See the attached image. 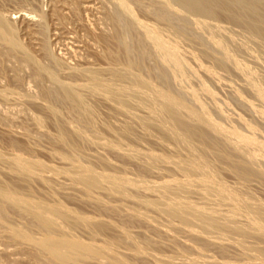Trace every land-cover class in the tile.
Wrapping results in <instances>:
<instances>
[{"label": "rangeland", "instance_id": "rangeland-1", "mask_svg": "<svg viewBox=\"0 0 264 264\" xmlns=\"http://www.w3.org/2000/svg\"><path fill=\"white\" fill-rule=\"evenodd\" d=\"M200 1H204V0H194V5L203 6L205 8L209 5V2H210L209 1L206 5V2L208 0H205L206 2L204 3L203 2L200 3ZM232 1H233L232 9H233L234 14L236 13L235 14L236 17L235 16L234 17L235 19H238L236 20V22L240 21V23L239 22L235 23L233 14L231 15V13H228L227 11H222L223 14L219 11L217 13V15L219 16H217L216 13L213 15L212 14L213 11H211L212 9L211 4L209 5V7L211 8V9L209 8L210 13L215 18L209 16L210 13L208 11V8H206V10L209 14H205V17L203 18L201 16H198L197 13L191 10L188 11L187 9L183 8L181 3L177 0H122V1L121 0H0V25L2 28H4V31H6L5 33L9 35L12 39V43H10L7 40H5L0 33V187L1 188L3 187V189L8 190L10 192L14 190L11 193L7 192L8 193L6 195L7 197L1 196L0 198V264H58L56 261H53V259L51 260V258H49V256H47L45 252L43 253V250L40 247H37L38 245L37 242H39L38 240H36L37 242L34 241L35 238L36 239L40 238L39 240H42L41 236L43 235V233L46 234L49 230V228L47 230L46 227L43 228L41 225L38 229L37 227V225L39 226V224H37L38 220L35 219V217H33L34 215L32 213H30V212L34 213L35 210H38L37 206L39 207L40 205H44V204H48V205L53 204L52 206L51 205L49 206L53 207L54 209L56 208V206L57 207L62 206L63 208H65V210H67L66 212H69V213L71 212L70 215L65 214L66 212L63 213L65 210L63 212H60V214H63V215L65 214L66 216L68 215L70 217H73L76 214L77 216H79L78 214L82 215V217L80 216L82 220L79 219L82 225L78 224L80 223L78 222V217H77V220H76V217H74L75 219L72 218V220H69L71 219L69 217L68 219L69 221H67L68 217L66 218V216L64 217L63 215H61L62 218H60L61 216H59V220L57 221L59 222L60 219H62L61 221L63 223V227L61 225V222L53 224V221H51L52 225L50 226L52 230H53L54 225H56L58 229L62 227V231L60 229L61 233L58 229L57 230L55 229L56 227H54V230L56 232L50 229L49 232L52 231V233L46 234V236L44 234L42 236L43 238L47 237L48 235L53 236V238H56L57 235L59 234L61 236L60 237L58 235L59 239H61L63 236V238H68L69 240H71L72 238L74 239V236L77 235L75 238L77 239L78 237L77 239L78 241L80 240V242H82L83 244L86 243L85 246H87L89 243H92L91 246H93L92 248L95 249L94 246L100 244V246H96V248L100 247L104 249L103 247L108 245V247L106 246L105 248L106 255L112 254L110 252H112L113 248L115 251V253L113 252V254H116V255L118 254V258H116L114 255H113L114 257L110 255L109 256L110 260H109V257L107 258L106 255L104 256L107 259L104 258L103 255H102L103 256L102 258L101 256L100 258H97L95 256L94 257L92 256L90 258L89 255H88L89 257L85 255L84 258L83 256L81 257L83 259H81L80 257L79 259L77 257L78 259L77 258L76 260L74 259L73 260L74 262L72 263L70 262L71 264H118L117 260L123 261L124 264L125 263L127 264V262H129L128 264H155V262H158L157 264L159 263L162 264V261H164V259L166 261L168 257L170 260L168 259V261L165 262L166 264H172V263L175 264V262H180L181 264L182 263L191 264V261H190L191 257L192 259H194V261L198 260L197 264L199 263L201 264H221V263L228 264V262L229 264H259V262L261 261H262L261 263L264 264V259L261 257L262 256L261 255L262 245L264 247V244H263L264 243V238H263L264 233H261V231L264 228V225L260 226L261 228L263 227L262 229L258 225H256V224H262L264 221L261 222L258 218V214H255L257 210L260 212V210L264 208V204H263L264 203L263 202L264 201V178L261 177L264 174V171H263L264 170V32H263L264 26L262 27V25H259V27L257 28L259 31L255 29L250 30V25H252L250 21H253V19H256L255 17L260 16L256 20H259V19L264 20V6H262V4H264V1L263 0H258L260 2H258L257 0H249V2L247 0H242V1L232 0ZM244 1H246V3ZM243 4H245V6H247L248 4L249 7L248 6L245 7ZM256 5L257 7L258 5H260V8L263 7L261 11H259L260 10L259 7H258L259 8L258 11H257L258 8H256L255 12H257V14L254 12V9H253L256 7ZM252 6H255V7L252 8ZM250 7L252 8L251 12L250 11L243 12L245 8L248 9ZM125 9L126 11H124ZM224 16L226 19L224 18ZM131 26L133 27V29L131 28ZM5 27L8 29V32ZM246 28H248V30ZM171 30L173 33L171 32ZM254 31L260 32V34H258L257 32L255 33ZM233 35L235 37H232ZM152 36L153 37L155 36L156 41L159 37L157 43L155 42V39ZM122 39H124V42ZM159 41H162V42H159ZM154 43H156V45H154ZM164 45L165 47H167V49L165 50L162 49V48H165V47H162ZM126 46H128L129 48ZM159 48L161 50H159ZM163 51H165V54L163 53ZM172 52L174 55L172 54ZM127 53L130 54L132 60L134 59L133 61L135 62V64H130V62H128L129 54ZM207 53H209V55ZM164 55H167V56L170 55V57L167 58V56L165 57ZM171 55L173 57H171ZM215 61H217L218 63L219 62L221 63L218 64ZM127 62H128V65L126 66ZM168 62H170L169 63L170 66ZM137 64L140 68L137 66ZM131 65L133 68L131 67ZM134 65L138 68H136ZM125 66L127 67L126 68L127 70L125 69ZM129 68H132V70ZM124 70L127 71L126 73L127 75H123V73H121V72H125ZM88 72H92V73L90 74ZM93 73L96 76V78L104 77L105 80L107 79V81H104V79L103 81H101L102 79L98 78V80L100 81L98 83L102 82L105 84V87L108 88L106 89V92L102 90L105 93L102 92L103 93L102 94L100 92L101 94H99L98 91L93 90L89 86V85L92 86V82H91V79L87 77V75L89 76V74L92 75ZM96 73L97 74L100 73V74L96 75ZM114 73L122 74L124 78L128 79V81H125L123 77H121L122 75L120 74L114 75ZM112 75H114V77H112ZM118 76L121 77L122 79H120ZM127 76L129 77L131 76V77L129 78ZM132 77H134L133 79H138L136 82L141 80L138 83L144 82L145 84H147L146 85L147 87H144L146 89L142 91H145L148 96L147 95L145 96V93L140 90L143 87H138V83H136L135 80L133 82V79H131ZM108 78L110 81H108ZM110 78L112 80L113 78H116V80L114 79V81H116L115 85H118L119 83L122 84L124 81L125 83L123 84L125 85L122 84L123 85L122 86L119 84L120 86H122L121 88L120 86H118L119 88L117 86L115 87V85L113 84V81ZM117 79H118V84H117ZM108 82L112 83L113 85L112 84L109 85ZM179 82L181 83V85ZM134 83L137 84V85L135 84L137 88H134L135 87ZM106 84H108L109 87H107L108 85L106 86ZM71 86H73L74 88ZM148 87L149 89H147ZM248 87L251 89H249ZM100 90H101V87H100ZM107 90H110L111 93L110 91L107 92ZM149 90L155 93H159V95L163 94L162 96L167 95L168 97L172 96L171 97L172 99H175V98L176 100L179 99V101H182L183 103L182 106H184V103H185L186 107H189V108L186 109L184 106L186 112H184L185 110L184 108H182L183 112L180 114L179 113L180 111H179L177 113V116L179 119L183 118L182 120L180 119V121H182L184 126L196 131V133L199 132L201 134L203 132L202 133V135L204 134L203 139L195 136L198 139V140L196 139L197 140L196 142V140L193 141L194 137L192 139L188 137L189 140H185L186 141L185 143V141L182 139L181 140L182 144H181L180 143L181 141L179 140L181 138L177 137L178 135L176 137L171 136V135H176L178 132H180V129H176V127L174 126L168 114L164 113L165 114L164 116V114L161 113L162 111L160 112L156 110V112L158 111V113L154 112L155 109H152V108H155V107L158 108L160 107V105L161 107L163 106L162 104H160L161 102L158 103L159 98H157L156 96L157 94ZM91 91L94 93L92 94ZM114 91H116L115 92L116 95L113 93ZM136 91L138 92L140 91V92L138 93ZM118 92L122 96L121 95L119 96V94L117 95ZM109 93L114 99L109 95ZM124 93L125 94L127 93L126 95L128 96L131 94L132 97L126 96L128 98L127 99L123 97L125 96ZM148 93H150L152 97L149 96ZM151 93H153L155 96L152 95ZM105 94L107 98L104 97ZM141 94L143 95L142 97L144 98V100L142 97H140ZM78 96L81 97V100H80L81 103H79V104H82L81 106H78L77 105L78 103L76 104V102L73 101L75 100L73 98H76L77 100ZM67 97H68V100H66ZM116 97H120V102H117L114 105L115 102H113V100L116 101L117 99H119ZM149 97L151 100L148 99ZM111 99L113 100L110 101ZM122 99H124L126 103ZM145 100L147 102L149 101L150 104L145 102ZM121 101L123 103H122V106L120 107ZM133 101H136V102L138 101L139 103L138 102L136 103ZM142 102H145L147 105H150V106L145 107L146 104ZM124 103L127 106L124 105ZM133 103L136 104L138 107L139 105H141L143 109L141 108V111H140V108L138 109L134 107V111L136 112L134 113L133 109H131L133 108V106H135ZM157 104H158V107H157ZM123 105L125 109L122 110L121 108H123ZM154 105L156 106L154 107ZM117 107L118 108L120 107V109L123 111L122 114L120 112L121 110L119 111ZM126 108H129L131 112L129 110H126ZM160 108L158 109L160 110ZM189 109H191L192 110L191 112L194 114L197 111L196 114L199 116L200 114L202 115V113L203 115L205 114L208 117L210 116L211 117L210 122L208 121V123L212 122L211 125L215 126L217 129H220L221 127V130L218 133H220V135L221 133L223 135L226 134L225 136H227V138L231 135L233 138L230 136L229 139L231 138L235 143L237 142V144L240 143L241 145L240 149L241 150L244 149L245 151L244 150L240 151L242 152L240 154L239 152H237L240 150L239 147L234 148L237 145H234L235 143L233 141L227 139L226 137H225L226 139H224L223 135L221 136L218 135L220 137L219 140L221 139V137H223L222 141L220 140V143H222V149L224 147L223 150L225 151L223 152V155H224L223 156L221 153V150H222L221 147H219L220 150L219 148L218 150L216 148L217 144H219L218 146H220V143H218L219 142L218 137L212 135L213 133L217 134L216 131L212 130V132L214 131L212 133L210 129H208L210 131V134H209L208 133L209 131L206 132L207 128L204 127L205 124L204 123L201 124L200 122L198 123V121L196 122V120H194L192 116H191L192 119L190 118V115L188 117L191 121L194 120L195 125L194 123L189 124L191 122L189 119H186L187 121L185 122L184 120L185 117L188 114H190ZM124 112H127V113L123 114ZM163 112H165L164 109H163ZM150 113H152L151 117H150L151 115ZM183 113L184 114L186 113V116L182 115ZM128 114L135 116L136 119L135 117L133 118V116H130ZM153 114L154 116L155 114L156 116H158L157 114H160V115L158 116V118L157 117L154 118ZM162 114L164 116V118H162L163 122L161 120ZM179 114L180 116L181 115L182 116L180 117ZM205 115L201 117L202 118L204 117L205 119H209ZM151 118L155 120L150 121ZM159 118L161 121L159 120ZM140 120L144 121L145 125L147 124L146 120L150 121L148 122V124L149 123H152V124H149V126L147 124L145 126L143 122L141 123ZM156 120H159L160 122ZM166 122H167V126L170 125V127L169 126L166 127L165 125H163ZM213 122L215 124H213ZM157 123H161V125ZM200 124L201 125L204 124V125L201 126ZM147 126L149 128L153 127L152 129H150L151 131L149 130ZM156 128L157 129L159 128L158 130L159 132L160 130L166 129L167 131L166 130L165 131L163 130L164 132L162 131L163 137L165 136L164 133L165 134L167 133L166 134V136L168 135L167 138L170 137L171 139L172 137L171 140L169 138L168 139L170 141L172 140L173 141L172 142H170L169 140L167 141L165 139L166 137H164V140H163L162 136L160 135L161 132L158 133ZM167 128H173L172 130L170 129V131L172 132L168 131L169 129ZM228 128L230 129L228 130ZM152 130H153V133H151ZM129 131H131V133H129ZM173 131H175L176 134H174ZM155 132L158 133V136H156L157 134ZM169 133H170V136H169ZM235 133L236 134L238 133V135H235L236 137L234 136ZM61 134L62 136H59ZM65 134L67 135L66 137L68 139L65 137ZM151 134H153V136L154 137L156 136V137L155 138L153 136L151 137ZM240 134L241 136L243 135L242 136L243 139L248 138L247 140H249V138H251L250 140L252 141L253 139L254 141L250 144H248L249 143L248 142L245 145L244 144L245 142L243 140L238 141L239 139H241ZM97 136L100 138H98ZM158 138L160 139L161 142L160 141L157 142ZM60 139L67 140L69 142L64 143V141ZM92 139L94 142L92 141ZM223 139L226 141L227 140L231 141L229 142L230 144L234 143L233 144L234 147L230 145L228 141L227 142L225 141V143H223L224 142ZM174 140L176 141V144H174L175 143ZM191 140L196 143L198 142L200 143L201 140L203 141L205 140L206 141L205 144L209 145L207 147H209L208 149H210L211 151L210 150L208 151V149H206L207 151L203 149L204 148L203 146L205 145L204 144L205 141L204 142L202 141L203 143L201 142L202 149L199 144L195 145L196 147L199 146L198 148H196V151L200 150L202 152L199 151L200 152L199 153L198 151L197 152L195 150L193 151V149L195 148L194 144L196 143L193 144ZM207 140L209 141L208 143H207ZM215 140L218 141L217 144ZM113 141L116 142L115 143L116 147L114 146ZM163 141H167V142L164 143ZM212 141H214V144H216V146L213 144ZM254 142L255 144L253 146ZM162 143H164V145ZM167 143L170 147L172 145L171 147L172 151L173 149H175V151L178 150L176 151V153L173 151L175 154H177L180 150L178 154L179 156L184 157L182 158L183 162L185 160L191 161L194 164L196 162V165H195L196 168L195 167L194 168L197 171L199 170L198 166L201 165L202 170H204V166L207 169L208 164L203 165V163H207V162L211 163L213 161L212 162L213 164L210 165L209 163V168L211 166L209 170L211 171L213 168H215L212 171L213 173H215L216 172L215 170L219 164V163L216 164V162L218 161L221 162L225 160L221 162L222 165L220 164L218 166L219 170L217 169V172L221 171L220 173L222 175H219V173L216 175L215 173L214 174L215 176L214 175L212 176L211 172L207 169L210 172L209 174L210 176L206 178H208V181L211 184H209L208 182L204 183V181L207 180L206 178L204 180V177H205L204 174L206 170H204V173L202 170H199L200 172H202L200 173L198 171L200 173L199 174L195 169L190 168V163H187V161H185V163L183 164L181 160H179V158L181 159V157H178L175 161L173 160L174 157L171 158V156L169 157V155L166 156L165 153L169 154L168 152H170V147L166 145ZM171 143H173L174 145ZM187 143L188 144L190 143V144L188 145ZM74 144H76V146H74L75 149L72 148L73 147L72 145ZM178 145H181V146H179L180 147L179 149H176ZM110 146H113L115 148H112ZM70 148L72 149L70 150ZM190 148L191 150L188 151V149ZM212 148L216 150L213 149L214 150L213 151ZM76 149H79L78 154L76 153L77 151H75ZM131 150L133 151L136 150V151L133 152ZM181 150H184L182 155H181V152H182ZM71 151L73 153L75 152L74 155ZM137 151L139 152L138 154H137ZM172 151L170 152V155L172 153V156H174L175 154L173 155ZM219 151L220 153H218ZM151 152L155 154L152 153V155H149L151 154ZM209 152H211V154H209ZM146 153H147V156L149 155L148 158L150 159V157L152 156L151 159L153 158V160L159 157V156H156L157 158H154L153 155L160 154L159 159L165 158L166 162L164 161V159L162 161H164L165 163H163L161 159L159 161L157 159V163H155L156 161H153L154 162L153 164L152 160L149 163V159L146 158L147 157ZM194 153L197 156H194L195 155ZM201 153L203 155H200ZM204 153L205 155L207 153L209 155H206L205 157H203ZM162 154H164V156L166 157H164ZM219 154L224 158L223 159L218 158L220 156ZM134 155L136 157H134ZM188 155L190 156V160L187 159L189 158ZM191 155H193L194 158L195 157L196 158L194 159L193 156ZM210 155L212 156L216 155L217 157L216 156L210 157ZM245 155H248L249 157ZM143 156H146V157H143ZM140 157L142 158V160H140L141 159ZM206 157L209 159V161L204 162L205 160H208V159H205ZM240 157L242 159H245V160L247 159V160L246 161L244 160V162H242V159H240ZM250 157L253 160L255 159L254 160L255 162ZM80 158H82V160ZM137 158H139V160ZM215 158H218V159L214 160ZM249 158L251 159L250 164H249V161H250ZM20 159H21L22 164L23 162L25 163L26 160H28V162H31V166H32V162L33 163L35 162L34 165L41 164L43 166L42 170H40L41 165L40 166L37 165V168L39 166L38 170H40L39 171L40 174H38L39 172L37 173L38 170H36L37 169L36 166H32L31 168L29 163H28V166H30L31 169L35 168L34 170L28 169L27 170L28 173L30 171L29 174L27 173L26 170H22L21 168H19L20 165L17 166V164H20V162H18ZM146 159H148V161H146ZM168 159L172 160V162L173 161L175 162L173 164L172 162L171 164H168L167 163V161H169ZM68 160H71V161H68ZM201 160L203 163L201 162ZM245 162H248V166H246L247 170L251 169L254 171V172L248 171L249 172L248 174H251V175L253 174L252 176L251 175L248 176L249 179L247 177L248 180H246L245 178H241L240 175L237 176L238 177L237 178L236 177L237 173H235L236 171L235 169H233V166H232V163H234L233 165L242 164V163L247 165V163ZM77 163L79 164V166H77L78 165ZM226 163L227 165L228 164L229 165L227 166ZM253 163L256 165V169H252L254 168ZM25 164L27 165V163ZM149 164L151 165L149 166ZM108 165L110 166V168ZM176 165L178 166V168ZM212 165H213V168H212ZM75 166L77 168L76 170H75ZM81 166H83V170H81L82 169ZM84 166H85L86 171L84 169ZM103 166H104V169H103ZM185 166H186V169H185ZM230 166H232L233 170L230 169ZM89 167L92 169V171H94L93 175L92 173L91 175H89L90 174L89 172L91 171ZM18 168L20 169V172ZM179 168H181L182 170L184 169L187 171L189 170V173L191 171L190 173L191 175H189V173L185 174L187 172V171L185 172V170L183 173V171H181V169ZM43 169L45 170L43 171ZM100 169H101V172H100ZM260 169L263 173L260 171ZM228 170H230V172ZM33 171H35V173L37 174H35ZM77 171H80V173L78 172V175L77 173L74 174V172H77ZM81 171H84V172H81ZM232 171L235 173V175L232 174L233 173ZM259 171L261 172L262 175L259 173ZM125 172H127L128 175ZM257 172L259 173L260 177L257 176L258 174ZM71 173H73L74 175L73 174L71 175ZM192 173H195L196 174V175L194 174L195 176H198L197 174H199V177L193 176ZM84 174L87 177V180L89 176H93L94 179L98 180L97 184H100L101 186L98 185L97 187L95 183L94 187H97V188L95 190L93 189L94 192L93 190L88 192V188L83 187L85 186V184L82 185V183L78 182V181L82 182L84 180L83 182L85 183L86 179L82 178ZM77 176H78V181L76 182L73 181L77 179ZM189 176L192 178L195 177L196 179L195 178L194 180L188 179ZM211 176L214 177L213 178L214 180H216V184L218 185V186L216 185L217 188L219 187L218 183H220V181L217 182L219 179L217 178L218 179L217 180L215 178L217 176H219V178L222 176L221 183H220L224 187V188L221 187L223 188L221 189L222 192L226 189V185L229 186V187L227 186V188L229 189H227L226 191H229V190L231 191V188H232L231 186L236 184V182H238L239 180L242 181L241 179H243L244 181L245 179L244 181L245 183L239 181L241 185L239 183H237L236 185V187L238 188V187H242V183L243 185L245 184L244 186L246 187V189L244 186L242 187L244 192L246 193L245 195L243 194V192H241L242 194L240 193L241 195L239 196V190H242V188H238L239 190H237L235 186H234L235 190L238 192V194H236L237 192L233 193L234 187L232 188L231 192L230 191L229 192L225 191V192L231 193V194L233 193L235 194V196L238 195V197H242L244 201H246V203L250 201L251 203L248 202V204L254 205L256 201L255 206L258 203V200L262 201L263 203L262 202H259V203L260 205H262L263 208L261 207L262 208L261 209L259 207L260 205H257L256 208L259 207L260 209L255 210V213H253L251 210H252V207L253 209H256L254 208L255 206L251 205L252 206L251 207L250 205L247 204L248 206L251 207V208L249 207L251 209L250 213L252 212L251 213L252 215L255 214L253 215L255 217H253L252 215L249 217L250 213L248 210V212H246V214L248 213L247 214L249 217L248 219V217L246 216L244 212L247 206L244 204L245 202L242 200V198H241L242 201H240L239 199H237L238 197L234 198L235 196L231 194H230L231 195L230 197L229 195L225 194V192H224L225 195L223 194L220 195V193H222L221 190L220 191L217 190L216 187H213V189L211 188L212 181H213V179H211L212 181L209 180V177L212 178ZM103 177H105L107 181L103 180ZM116 177L118 178V180H116L117 179ZM239 177L241 179H239ZM250 177L252 178L250 179ZM80 178H82V180ZM115 180L120 181V183H117ZM121 180L124 181L125 183L127 182V184L129 185L127 184L125 186L120 185L121 183L125 184ZM188 180H190L191 182ZM110 181H111V184L113 185L112 186L113 189L112 188L109 189V187H111L110 186L111 184L108 185ZM112 181L113 182L115 181V183H113ZM246 181H249V182L247 183ZM74 182L82 186L80 187L78 184H75ZM222 182L224 183L225 186L223 185ZM138 183L139 184L142 183V184L138 185ZM213 183L215 184L214 181ZM115 184L116 186L118 184L121 186V188H119V185H118V188H117V189H120L121 191L120 190L116 191L114 189L116 188L114 187ZM206 184H208L209 186L208 185L206 186ZM5 185L6 186L8 185L7 187L9 188H6ZM201 185H202V188H201ZM165 186L166 188H168V190L165 189ZM190 186H194V187L190 188ZM205 186L206 188L210 187L209 189L211 190L209 194L213 193L210 195L211 197H209L207 189L205 190ZM122 187H125V188H122ZM182 187L183 188L185 187L184 191L186 189L187 190L189 189L188 191L190 192L186 190L185 192L187 193V195L186 193H182L183 192V190H181ZM138 188L140 189L138 190ZM169 188H170V191H169ZM83 189L87 190L88 193L86 191H83ZM177 189L181 190V193L184 194L182 195L183 198L184 199L186 198V200L188 201L186 203L187 204L186 207L190 206L192 203L196 204L193 207L195 206L197 207L198 204L204 201L203 203L206 206H204L202 203L200 207L198 205V208H201V206L203 205L202 211L204 207L205 208L204 211L206 213L208 210H210V212L208 211L209 214L207 213L206 215L202 212L201 216L204 217L205 215L206 217H208L210 215L209 218L205 217V219H210L212 220L213 223L210 225L209 223H205L204 221L201 222L198 219L197 217L199 215L198 211H201V209L198 210V208H196L197 210L195 211H197L198 214H196L197 212L195 214L193 213L194 212L193 207H190L192 208V210L189 208L190 211L189 210L184 211V209H187L186 207L184 208L185 205L183 206V204H185L184 201L186 200H184L180 194H175L180 191V190L177 191ZM218 189H220V187ZM112 190H115V192H113ZM16 192L20 195H18ZM84 192H85V195H84ZM116 192H119V193L117 194ZM205 192L207 194H205ZM215 192H220V193L217 194ZM248 193L250 196L247 195ZM10 194L13 197H11ZM158 194H160V196ZM188 194H190L191 196L190 195L188 196ZM162 195H167V197H164V196L162 197ZM213 195L217 197L214 198ZM226 195L229 196L230 198L227 197ZM251 195L256 196L255 197L256 200L253 196L251 199ZM20 196H21V200L19 199ZM156 196L158 197V199ZM207 196L210 198V201L213 204L205 200L206 198H208ZM224 196H226L225 198H227L228 202L230 201L229 203L231 204L230 206H232L233 202L236 204V201L238 200L237 202L238 206L240 205V202H241V205H244L246 207H243V206L240 207L241 206L240 205L239 206L240 208L236 209L238 208V206L236 204L237 206L236 207L235 204L233 203L234 204L233 207L235 206V210H238V211H235L233 207L229 206V204H227L228 206L225 204V202L226 203L228 202L226 201L225 198H223ZM161 197L163 199L165 198L164 200H167L168 197L169 198L171 197L172 199L171 198L170 199L172 201L173 199L176 200L179 198L178 201L181 200L183 202L182 204V202L180 201L181 203L179 202L180 204H178V205L183 206L182 211L183 212L187 211V213L191 214L192 217L189 214H187L188 216H190L189 218L191 220L192 218H194L193 215L194 216L196 215L195 216L196 220L198 219L200 221V224L201 223L206 224L204 225L205 227L207 226L206 229L203 226V224L201 225V227H198V225H200L198 220L196 223L198 225H195V222H196L195 218H194L195 222L192 223L191 220L188 218V216H186L187 217L186 218L182 212L181 213L184 216L183 218L185 219L181 217L182 215L178 216V213L176 211H175L176 212L175 214L178 217L175 216V214L169 212V210L171 209L178 210L181 206H177V204H175V203H178L177 200L175 203H172V201L168 199L169 205L167 204V201L161 202L162 200L161 201L159 200V198L162 199ZM187 197H190L189 199L192 201L187 199ZM218 197H220L219 199L223 198L221 199L222 200L221 203H224L225 207L223 206V204H220V203L219 204L223 206V208H225L224 209L225 212H226V209L227 210L229 209L228 211L231 210V213H229L228 211H227L228 214L224 213L223 215L220 213L221 212L220 209L222 207L218 204V201L220 202ZM244 197L247 198L248 200L245 199ZM2 198H6L7 200L5 199L2 200ZM11 198L13 199L10 200ZM14 198L17 201H20L21 203L17 202L16 200L15 201L19 205L15 203ZM209 198L207 200H209ZM23 199L24 201L22 202ZM26 199L29 201H27ZM153 200L154 201L159 200L157 204L156 202L153 203V204H156V207L160 206L158 208L159 210L156 209V207L152 208L154 206L151 203V202H154ZM224 200L225 202H223ZM8 201L9 203H7ZM43 201H44V204H41V202L43 203ZM149 201H150V204H152L151 205L152 207L148 206L150 205L148 204ZM253 201L254 203H252ZM159 202L161 204L166 203V205L170 206L171 209L169 207L166 208L165 204H164L165 207L163 208V205H161ZM207 202H209V205ZM22 203H27V206H29L28 204H30V207H26V205L23 206L24 204ZM31 203L32 204L34 203L33 204L34 208L32 207L33 209H31V206H32ZM35 203L36 204L39 203V204L36 205ZM170 203L172 205H170ZM49 206L46 205L45 209L43 206H40L39 210L42 209V210L47 211V208L49 209ZM24 207L27 208L26 211L27 210L30 211V212L27 211L30 214H27L26 211L23 210ZM62 207H59L60 211L63 210ZM177 207L179 208L177 209ZM206 207L212 208V209L207 208L208 210H206ZM228 207H230L231 209ZM162 208L166 210H163ZM133 209L134 210L137 209V211H139L140 209L139 211L140 213H141V210H144L147 212L143 211V213H141L142 217L139 218V216H141L140 213L138 212L139 214H137L136 213L137 211H135L136 213L135 214L134 212H132L134 211ZM160 210L161 211L163 210V212L168 211L167 214L173 215V216L171 215L172 217V218L170 217L171 219L169 218L172 222L170 220L169 221L170 223H172L173 228H175L176 230L175 229L172 230L171 229L172 225L168 224L169 222H167V220L169 216L166 213L164 214L162 212L163 218H161L162 215L160 214L161 213ZM174 210H171V211H174ZM233 210L234 212H236L237 215L232 212ZM191 211H193L192 212L193 214L190 213ZM75 212L77 213L75 214ZM239 212L242 214L243 213L245 214V217H247L246 220H245L244 215L242 214L241 215L243 217L241 219L240 217L241 215L239 214ZM31 214L33 215L32 217L37 222L34 221L32 217H29V215L31 216ZM148 214L149 215L151 214L150 223L147 222L149 218H145L147 217L146 215ZM226 214L227 215L233 214L232 219L235 218L234 223H232L233 221L230 219L231 215H229V218L228 216H226V218L223 217ZM159 215L161 216L159 217ZM220 215H222V217ZM53 216L55 217L56 215H53ZM153 216L155 219H157V220L153 219L154 220L153 222L155 223V221H158L159 222L158 225H156L157 222L155 224L154 223L152 224L151 221H152ZM165 216L167 217V220L166 218H164ZM55 218L58 219L57 216ZM55 218L52 219L50 217V220L56 221ZM83 218H85V223H89V224L84 225ZM177 218H180V219H177ZM73 219L78 223H75ZM143 219L145 220L148 219V220L145 221ZM187 219L190 220L191 224L195 226L192 228V230L198 227L199 230L197 229L196 230L194 229V230L200 233L197 234L195 233L194 230L192 233V230H190L188 227L191 228L193 225L191 226L190 222H188L190 224L189 226V224L187 223L188 221ZM221 219L222 221L220 222ZM176 220L177 221L180 220L182 223L184 222V220H186L185 223L183 224L178 222L179 225L185 224L184 225L185 227L182 226L183 227L182 228L181 226H178V224L175 223ZM224 220L226 221L224 222ZM258 220L260 221V223ZM72 221L74 222V224ZM173 222L175 223V225L173 224ZM223 222L226 224L228 222L230 227L232 224H234L232 225L233 227H235L236 225L238 226V229L242 228L241 230L242 232L239 233L232 227V229H234V231L237 232L239 237L241 233L245 232L244 235L241 234L242 239L244 237L246 239L247 234H249L251 237L254 235H251L250 233L252 232H254L252 234L256 233L253 238L251 237L252 240L250 237L249 238L247 237V241L248 243L250 242L253 245V248L257 245L256 243L259 242L261 244V245L258 244V247L256 246L257 248H254V249H259V247L261 246L259 249V254H257L258 252L256 250L252 249L251 244L247 243L248 244V245L246 244L247 246L244 245L247 242V241H244V239L242 240L244 244H242V242L239 243V240L241 238L237 239L238 235H236L237 237H235L236 233L232 229H230L229 233H227L228 235H226V232H223V230L228 232V229L230 227L227 225L226 226L229 228H227L225 225L223 226L222 225ZM59 224L61 227L59 226ZM167 224L168 226L170 225V227H168ZM71 225H74V227ZM64 226H66V228L70 227L72 229L71 232L65 231L66 228ZM176 226L179 227V230L180 228L183 229L181 230L182 232H180L176 228ZM41 227L42 229L44 230L46 229L47 231L40 229ZM163 227L167 228V230L166 229L164 230ZM184 228L190 231L183 232L184 230H186ZM90 230L93 233H91ZM207 230H210L211 235L213 236H210L209 234L210 231H207ZM231 230L234 233L230 232ZM245 230L247 232L249 231L250 233H247ZM22 231H25L27 236H28L27 231L31 233L29 235V237L31 236L30 237L31 240H27L23 238ZM64 231L66 233V234L64 233L66 237H64V234H63ZM178 231H179V234H175V233H178ZM25 232L23 233L25 234ZM72 232L74 233L73 237L71 236L73 234ZM212 232L214 233L212 234ZM257 232L262 234L263 237L260 236L262 240L260 239V237L256 238V236L258 235ZM13 233H16V234H13ZM17 233H19L20 235H17ZM67 233L68 235L70 234L72 238L69 237ZM230 233H232L234 237H228L231 235ZM217 238H218V241H215V239ZM133 239L137 240L134 242V244H132L134 241ZM32 241L35 243H33ZM104 241H105L104 243L105 245L103 244ZM138 241L140 243H145L146 245L141 244L142 246L141 247ZM108 242L111 243V246L114 243L113 247L112 248L110 247L111 249H108L109 248ZM136 242H138V244ZM101 244H103V246H101ZM137 245H139L140 247H137ZM143 245H145V247ZM249 245H251L250 248H249ZM147 246H148V250L150 251V253L148 250H146L145 251L146 255L148 253L149 254L148 256H145V255L143 256V254L145 253L143 252L142 254V251H144V248H147ZM136 248L137 249L139 248V250L141 248L143 250L142 251L140 250V253L139 252L137 253ZM198 248L200 251L198 250L199 253L198 255L195 256L194 253H197L195 249L197 250ZM262 251H264V249ZM184 253L185 255H188L186 256V259L184 261H187L190 258L188 260L189 263L180 261L185 258ZM199 254L201 257L199 256ZM193 255L195 257L197 256L198 257L195 259ZM246 255H247V258L249 256V259L251 255L254 256L253 259L251 257L252 263H248L249 259L245 258ZM120 256H122L121 259H119ZM162 256L164 259H162ZM164 256H166L167 258ZM175 256L180 257V259L176 258V261L174 260L173 262V259H175L173 257ZM85 257L87 258L85 259ZM111 257L115 259L114 262L112 261ZM199 257H200V260H202L204 263H202L201 261L199 262ZM203 258H205L206 260ZM256 258H260V259L256 260ZM178 259L179 261H177ZM125 260L127 261L125 262ZM195 263L196 262H194V264Z\"/></svg>", "mask_w": 264, "mask_h": 264}, {"label": "bare ground", "instance_id": "bare-ground-1", "mask_svg": "<svg viewBox=\"0 0 264 264\" xmlns=\"http://www.w3.org/2000/svg\"><path fill=\"white\" fill-rule=\"evenodd\" d=\"M121 1H122V0H121ZM177 1H179V2L181 3V5H182L183 8L187 9L188 11H189V10L193 11V12L197 13L198 16H201V17H203V18L205 17V14H209V13H210V9H211V8H212L211 11H213V12H212L213 15H214L215 13H216V15H217V13H218L219 11H220L221 13H222V11H227L228 13H231V15L233 14V17H234L235 14H236V13L234 14L233 9H232V3H233L232 0H208L207 2H206L205 0H204V1H200V3H201V2H203V3L206 2V5H207V3L210 1L211 3L209 2V5H210V4L212 5L211 8L209 7V5H208L207 7H205V8H204L203 6L194 5V0H177ZM236 1H237V0H236ZM241 1H242V0H241ZM241 1H239V2H241ZM247 1L249 2V0H247ZM257 1H258V0H257ZM263 1H264V0H263ZM126 2H127V1H126ZM130 2H131V1H130ZM133 2H134V1H133ZM154 2H155V1H154ZM154 2H153V3H154ZM195 2H196V1H195ZM244 2L246 3V1H244ZM250 2H251V1H250ZM258 2H260V1H258ZM136 3H137V2H136ZM203 3H202V4H203ZM226 3H227V5H226ZM125 4H126V3H125ZM134 4H135V3H134ZM228 4H229V5H228ZM240 4H241V3H240ZM248 4H249V3H248ZM248 4H247V6H248ZM138 5H139V4H138ZM206 5H205V6H206ZM243 5L245 6V4H243ZM153 6H154V5H153ZM234 6H236V5H234ZM244 6H243V7H244ZM247 6H245V7H247ZM262 6H264V4H262ZM115 7H116V6H115ZM124 7H125V6H124ZM127 7H128V6H127ZM141 7H142V6H141ZM158 7H159V6H158ZM248 7H249V6H248ZM253 7H255V6H252V8H253ZM258 7L260 8V5H258ZM258 7H257V5H256V7L253 8V9H254V12H255L256 8H258ZM128 8H129V7H128ZM134 8H135V7H134ZM138 8H139V7H138ZM142 8H143V7H142ZM206 8H208L209 13L207 12ZM209 8H210V9H209ZM234 8H235V7H234ZM252 8H251V7L248 8V9L245 8L246 10L244 9L243 12H246V11H248V12L250 11V12H251V11H252ZM259 8L257 9V11L259 10ZM119 9H120V8H119ZM129 9H130V8H129ZM146 9H148V8H146ZM149 9H150V8H149ZM250 9H251V10H250ZM262 9H263V7L260 8L259 11H261ZM136 10H138V9H136ZM139 10H140V9H139ZM167 10H168V9H167ZM239 10H240V9H239ZM239 10H238V11H239ZM242 10H243V9H242ZM124 11H126V9H125ZM188 11H187V12H188ZM191 11H190V12H191ZM128 12H129V11H128ZM235 12H236V11H235ZM254 12H253V13H254ZM125 13H126V12H125ZM221 13H220V14H221ZM240 13H241V12H240ZM240 13H239V14H240ZM255 13L257 14V12H255ZM255 13H254V14H255ZM115 14H116V13H115ZM117 14H118V13H117ZM120 14H121V12H120ZM126 14H127V13H126ZM132 14H133V13H132ZM132 14H131V15H132ZM149 14H150V13H149ZM189 14H190V13H189ZM212 14L210 13L209 16L214 17V16H212ZM222 14H223V13H222ZM226 14H227V13H226ZM216 15H215V16H216ZM224 15H225V14H224ZM122 16H123V15H122ZM196 16H197V15H196ZM217 16H219V15H217ZM228 16H230V15H228ZM237 16H239V15H237ZM241 16H242V14H241ZM241 16H239V17H241ZM255 16H256V15H255ZM255 16H254V17H255ZM126 17H128V16H126ZM235 17H236V16H235ZM235 17H234V19H235ZM259 17H260V16H259ZM259 17H255V18L258 19ZM112 18H113V17H112ZM116 18H117V17H116ZM214 18H215V17H214ZM220 18H221V17H220ZM224 18H225V16H224ZM245 18H246V16H245ZM117 19H118V18H117ZM119 19H120V18H119ZM198 19H199V18H198ZM209 19H210V18H209ZM225 19H226V18H225ZM249 19H250V18H249ZM252 19H253V18H252ZM252 19H251V20H252ZM256 19H253V21H250V22L252 23V25H250V30H253V29L258 30L257 28L259 27V25H262V27L264 26V20H260V19H259V20H256ZM162 20H163V18H162ZM236 20H238V19H235V20H234L235 23H237V22L240 23V21H237V22H236ZM245 20H246V19H245ZM245 20H244V21H245ZM247 20H248V18H247ZM115 21H116V20H115ZM130 21H131V20H130ZM164 21H166V20H164ZM205 21H206V19H205ZM213 21H214V20H213ZM234 21H233V22H234ZM241 21H242V20H241ZM143 22H144V21H143ZM215 22H216V21H215ZM226 22H227V21H226ZM116 23H117V22H116ZM131 23H132V22H131ZM196 23H197V22H196ZM217 23H218V22H217ZM229 23H230V22H229ZM245 23H246V22H245ZM118 24H119V23H118ZM143 24H144V23H143ZM205 24H206V23H205ZM243 24H244V23H243ZM247 24H249V23H247ZM256 24H257V25H256ZM197 25H198V24H197ZM200 25H202V24H200ZM235 25H236V24H235ZM4 26H5V25H4ZM123 26H124V25H123ZM207 26H209V25H207ZM237 26H238V25H237ZM239 26H240V25H239ZM121 27H122V26H121ZM143 27H144V26H143ZM222 27H223V26H222ZM243 27H244V26H243ZM5 28H6V27H5ZM131 28L133 29L132 26H131ZM146 28H147V26H146ZM172 28H173V27H172ZM211 28H212V27H211ZM220 28H221V27H220ZM240 28H241V27H240ZM223 29H224V28H223ZM246 29L248 30V28H246ZM259 29H260V28H259ZM0 30H1L0 33H1V35L3 36V38H4L5 40H7L8 42L12 43V39H11V37L5 33L6 31H4V28H2L1 25H0ZM6 30H7V32H8V29H7V28H6ZM123 30H124V29H123ZM142 30H143V29H142ZM144 30H145V29H144ZM173 30H174V29H173ZM135 31H136V30H135ZM137 31H138V30H137ZM150 31H151V30H150ZM158 31H159V30H158ZM166 31H167V30H166ZM258 31H259V30H258ZM144 32H145V31H144ZM144 32H143V33H144ZM171 32H172V30H171ZM177 32H178V31H177ZM254 32L256 33L257 31H254ZM263 32H264V30H263ZM172 33H173V32H172ZM257 33L260 34V32H257ZM11 34H12V33H11ZM121 34H122V33H121ZM177 34H178V33H177ZM245 34H246V32H245ZM251 34H252V33H251ZM126 35H127V34H126ZM229 35H230V34H229ZM142 36H143V35H142ZM155 36H156V35H155ZM155 36H154V37L152 36V37L155 39ZM168 36H169V35H168ZM171 36H172V35H171ZM240 36H241V35H240ZM13 37H14V36H13ZM117 37H118V35H117ZM120 37H121V36H120ZM145 37H146V36H145ZM148 37H149V36H148ZM180 37H181V36H180ZM214 37H215V36H214ZM232 37H235V36L233 35ZM251 37H252V36H251ZM258 37H259V36H258ZM156 38H157V37H156ZM181 38H182V37H181ZM216 38H217V37H216ZM261 38H262V37H261ZM126 39H127V38H126ZM147 39H148V38H147ZM158 39H159V37H158ZM158 39H157V41H156V39H155V42H156V43L158 42ZM164 39H165V38H164ZM175 39H176V38H175ZM178 39H179V38H178ZM14 40H15V39H14ZM122 40H123V42H124V39H122ZM169 40H170V39H169ZM248 40H249V39H248ZM256 40H257V39H256ZM259 40H260V39H259ZM262 40H263V39H262ZM118 41H119V40H118ZM149 41H150V40H149ZM189 41H190V40H189ZM228 41H229V40H228ZM119 42H120V41H119ZM126 42H127V41H126ZM159 42H162V41H159ZM180 42H181V41H180ZM226 42H227V41H226ZM238 42H239V41H238ZM241 42H242V40H241ZM13 43H14V42H13ZM15 43H16V42H15ZM156 43H154V45H156ZM251 43H252V42H251ZM161 44H163V43H161ZM167 44H168V43H167ZM226 44H227V43H226ZM252 44H253V43H252ZM118 45H119V44H118ZM123 45H124V43H123ZM158 45H159V43H158ZM195 45H196V44H195ZM230 45H231V44H230ZM120 46H121V44H120ZM145 46H146V45H145ZM148 46H149V45H148ZM160 46H161V45H160ZM216 46H217V45H216ZM240 46H241V45H240ZM19 47H20V46H19ZM126 47H128V46H126ZM157 47H158V46H157ZM162 47H165V45L162 46ZM200 47H201V46H200ZM245 47H246V46H245ZM259 47H260V46H259ZM120 48H121V47H120ZM128 48H129V47H128ZM147 48H148V47H147ZM247 48H248V47H247ZM162 49L165 50V49H167V47L162 48ZM188 49H189V47H188ZM128 50H129V49H128ZM154 50H155V49H154ZM159 50H161V49L159 48ZM242 50H244V49H242ZM155 51H156V50H155ZM190 51H191V50H190ZM194 51H195V50H194ZM126 52H127V51H126ZM170 52H171V51H170ZM176 52H177V51H176ZM232 52H233V51H232ZM237 52H238V51H237ZM163 53L165 54V51H163ZM238 53H239V52H238ZM122 54H123V53H122ZM127 54H129V53H127ZM168 54H169V53H168ZM172 54H173V52H172ZM195 54H196V53H195ZM207 54L209 55V53H207ZM245 54H246V53H245ZM153 55H154V53H153ZM156 55H157V54H156ZM160 55H162V54H160ZM173 55H174V54H173ZM237 55H238V54H237ZM243 55H244V54H243ZM158 56H159V55H158ZM164 56L166 57L167 55H164ZM164 56H163V57H164ZM226 56H227V55H226ZM238 56H239V55H238ZM156 57H157V56H156ZM156 57H155V58H156ZM168 57H170V55H168L167 58H168ZM171 57H173V56L171 55ZM174 57H175V56H174ZM192 58H193V57H192ZM211 58H212V57H211ZM215 58H216V57H215ZM169 59H171V58H169ZM169 59H168V60H169ZM219 59H220V57H219ZM242 59H243V58H242ZM255 59H256V58H255ZM133 60H134V59H133ZM133 60H132V58H131V56H130V54H129V61H128V62H130V64H135V62H134ZM166 60H167V59H166ZM208 60H209V59H208ZM244 60H246V59H244ZM211 61H212V60H211ZM217 61H218V60H217ZM217 61H215V62H217ZM222 61H223V60H222ZM122 62H123V61H122ZM128 62H127V64H126V66L128 65ZM238 62H239V61H238ZM157 63H158V62H157ZM162 63H163V62H162ZM169 63H170V62H168V64H169ZM217 63H218V62H217ZM219 63H221V62H219ZM219 63H218V64H219ZM229 64H230V63H229ZM121 65H123V64H121ZM158 65H159V64H158ZM222 65H223V64H222ZM222 65H221V66H222ZM232 65H233V64H232ZM126 66H125V69L127 68ZM129 66H130V65H129ZM134 66H135V65H134ZM137 66H138V64H137ZM169 66H170V64H169ZM178 66H179V65H178ZM227 66H228V65H227ZM257 66H258V65H257ZM131 67H132V65H131ZM135 67H136V66H135ZM135 67H134V68H135ZM138 67H139V66H138ZM138 67H136V68H138ZM173 67H174V66H173ZM190 67H191V66H190ZM244 67H245V66H244ZM132 68H133V67H132ZM132 68H129V69L132 70ZM139 68H140V67H139ZM251 68H252V67H251ZM114 69H115V68H114ZM236 69H237V68H236ZM121 70H122V69H121ZM126 70H127V69H126ZM126 70H124L125 72H121V73H123V75H127V74H126V73H127ZM138 70H140V69H138ZM142 70H143V68H142ZM171 70H172V69H171ZM173 70H174V69H173ZM219 70H220V68H219ZM87 71H88V70H87ZM95 71H96V70H95ZM223 71H224V70H223ZM137 72H138V71H137ZM146 72H147V71H146ZM146 72H145V73H146ZM182 72H183V71H182ZM48 73H49V72H48ZM88 73L91 74L92 72H88ZM100 73H101V72H100ZM100 73H98V74L96 73V75H99ZM111 73H112V72H111ZM124 73H125V74H124ZM135 73H136V72H135ZM142 73H143V71H142ZM142 73H141V74H142ZM262 73H263V71H262ZM84 74H85V73H84ZM90 74H89V76L87 75V77H89V78L91 79L92 86H91V85H89V86H90L93 90L98 91L99 94H101L103 91L106 92V89H108V88L105 87V84L102 83V82H101V83H98V82H100V81L98 80V78H101V77H97V78H96V76L94 75V73H93L92 75H90ZM117 74H118V73H116V74L114 73V75H117ZM119 74H120V73H119ZM119 74H118V75H119ZM184 74H185V73H184ZM215 74H216V73H215ZM114 75H112V77H114ZM120 75H122V74H120ZM123 75H122L121 77H123V79H124L125 81H128V79L124 78ZM128 75H129V74H128ZM132 75H133V74H132ZM180 75H181V74H180ZM142 76H143V75H142ZM173 76H174V75H173ZM85 77H86V76H85ZM118 77H119V76H118ZM121 77H119V78L122 79ZM127 77H129V76H127ZM130 77H131V76H130ZM130 77H129V78H130ZM245 77H246V76H245ZM251 77H252V76H251ZM89 78H88V79H89ZM133 78H134V77H132L131 79H133ZM140 78H141V77H140ZM211 78H212V77H211ZM101 79H102L101 81H103V79H104V81H107V79L105 80L104 77L101 78ZM110 79H111V78H110ZM114 79L116 80V78H113V80H112V79H111V80L113 81V84L115 85V82H116V81H114ZM174 79H175V78H174ZM191 79H192V77H191ZM134 80H135V82H136L138 79H133V82H134ZM139 80H140V79H139ZM142 80H143V79H142ZM55 81H56V80H55ZM108 81H110L109 78H108ZM112 81H111V82H112ZM120 81H121V80H120ZM120 81H119V82H120ZM125 81H124L123 83H125ZM140 81H141V80H140ZM140 81H138V82H140ZM151 81H153V80H151ZM138 82H136V83H138ZM105 83H106V82H105ZM108 83H109V82H108ZM123 83H122V84H123ZM136 83H134V86H135ZM179 83H180V82H179ZM230 83H231V82H230ZM65 84H66V83H65ZM110 84H112V83H109V85H110ZM113 84H112V85H113ZM117 84H118V79H117ZM119 84H120V83H119ZM119 84H118V85H115V87H116V86L118 87V86L122 85V84H120V85H119ZM176 84H177V83H176ZM184 84H185V83H184ZM63 85H64V84H63ZM87 85H88V84H87ZM101 85H102V86H101ZM103 85H104V87H103ZM107 85H108V84H106V86H107ZM109 85H108L107 87H109ZM112 85H111V86H112ZM123 85H125V84H123ZM123 85H122V86H123ZM136 85H137V84H136ZM146 85H147V84H145L144 82H143V83H138V87H143V88H144V87H147ZM180 85H181V83H180ZM89 86H88V87H89ZM122 86H120V88H121ZM153 86H154V85H153ZM156 86H157V85H156ZM158 86H159V85H158ZM202 86H203V85H202ZM60 87H61V86H60ZM66 87H67V86H66ZM71 87H73V86H71ZM100 87H101V90H100ZM102 87H103V88H102ZM64 88H65V87H64ZM73 88H74V87H73ZM104 88H105V90H104ZM118 88H119V87H118ZM134 88H137V86H135ZM143 88H141V89L138 88V89H140L141 91L146 89V88H144V89H143ZM199 88H200V87H199ZM248 88H249V87H248ZM87 89H88V88H87ZM147 89H149V87H148ZM209 89H210V88H209ZM244 89H245V88H244ZM249 89H251V88H249ZM66 90H67V89H66ZM89 90H91V89H89ZM99 90H100V91H99ZM102 90H103V91H102ZM112 90H113V89H112ZM136 90H137V89H136ZM157 90H158V89H157ZM259 90H260V89H259ZM109 91H110V90H107V92H109ZM146 91H147V90H146ZM149 91H151V90H149ZM256 91H257V90H256ZM91 92H92V91H91ZM100 92H101V93H100ZM105 92H103V93H105ZM115 92H116V91H114L113 93L115 94ZM122 92H123V90H122ZM122 92H121V93H122ZM124 92H125V91H124ZM136 92H138V91H136ZM139 92H140V91H139ZM139 92H138V93H139ZM142 92L145 93V96L147 95L145 91H142ZM142 92H141V93H142ZM151 92H153V91H151ZM64 93H65V92H64ZM64 93H63V94H64ZM93 93H94V92H92V94H93ZM103 93H102V94H103ZM110 93H111V91H110ZM110 93H109V95H110ZM113 93H112V95H113ZM127 93H128V91H127ZM127 93H126V94H127ZM138 93H137V94H138ZM153 93H155V92H153ZM153 93H151V94L154 95ZM199 93H200V92H199ZM260 93H261V92H260ZM78 94H79V93H78ZM81 94H82V93H81ZM118 94H119V92L117 93V95H118ZM124 94H125V93H124ZM126 94H125V96H123V97L127 98L126 96H128V95H126ZM148 94H149V96H151L150 93H148ZM155 94H157L156 96H157V98H159L158 103L161 102L160 104H162L163 107H161V105H160V107L162 108V110H161V108L158 107V104H157V107L160 108V110H159L158 108L155 107L156 105H154L155 108H152V109H155L154 112H156V110H158V111H160V112L162 111L161 113H163V114H164V113H165V114H168V116H169L170 119L172 120V122H173L174 126L176 127V129H180V132H178L177 134L175 133V131H173V133L176 134V135H171V136H175V137H176V136L178 135L177 137L181 138V139H179L180 141H181L182 139H183L184 141H185V140H189L188 137H190V139H192V138L194 137L195 139L193 138V141L197 139L196 137H200L201 139H203V135H204V134L202 135L203 132H202L201 134H200L199 132L196 133V131H194V130H192V129L186 127V126H184V124L182 123V121H180L181 118H180V119L178 118L177 113L180 111L179 113L181 114V113L183 112V109H182V108H184V106H185L186 109L189 108V107H186L185 103H184V106H182L183 103H182V101H179V99H177V100H176V98H175V99H172V98H171L172 96H171V97H170V96L168 97L167 95L162 96L163 94L159 95V93H155ZM76 95H77V94H76ZM115 95H116V94H115ZM120 95H121V94H119V96H120ZM258 95H259V94H258ZM67 96H68V94H67ZM96 96H97V95H96ZM110 96H111V95H110ZM121 96H122V95H121ZM130 96H131V94H130L128 97H130ZM142 96H143V95L141 94L140 97H142ZM147 96H148V95H147ZM154 96H155V95H154ZM176 96H177V95H176ZM199 96H200V95H199ZM64 97H66V96H64ZM87 97H88V96H87ZM104 97H106V94H105ZM111 97H112V96H111ZM131 97H132V96H131ZM151 97H152V96H151ZM201 97H202V96H201ZM70 98H71V97H70ZM77 98H78L77 100H76V98H73V99H75V100H73V101H75L76 104L78 103V104H77L78 106H81L82 104H79V103H81V101H80V100H81V97L78 96ZM79 98H80V99H79ZM106 98H107V97H106ZM112 98H113V97H112ZM116 98H119V99H117L116 101L113 100L114 98L110 100V101L113 100V102H115L114 105H115L117 102H120V97H116ZM116 98H115V99H116ZM142 98H143V97H142ZM157 98H156V99H157ZM177 98H178V97H177ZM199 98H200V97H199ZM64 99H65V98H64ZM127 99H128V98H127ZM130 99H131V98H130ZM148 99L151 100L150 97H149ZM254 99H255V98H254ZM66 100H68V97L66 98ZM122 100L125 102L124 99H122ZM143 100H144V98H143ZM153 100H154V99H153ZM128 101H129V100H128ZM141 101H142V100H141ZM260 101H261V100H260ZM133 102H136V101H133ZM137 102H138V101H137ZM137 102H136V103H137ZM145 102H147V101L145 100ZM145 102H142V103H145ZM151 102H152V101H151ZM82 103H83V102H82ZM122 103H123V102L121 101V105H120V107L122 106ZM125 103H126V102H125ZM125 103H124V105H126ZM130 103H131V102H130ZM130 103H129V104H130ZM138 103H139V102H138ZM147 103L150 104L149 101H148ZM152 103H153V102H152ZM152 103H151V104H152ZM84 104H85V103H84ZM119 104H120V103H119ZM119 104H118V105H119ZM127 104H128V103H127ZM133 104H134V103H133ZM145 104H146V103H145ZM210 104H211V103H210ZM118 105H117V106H118ZM124 105H123V108H121L122 110L125 109V108H124ZM130 105H131V104H130ZM130 105H129V106H130ZM134 105H135V106H133V108H131V109H133V111H134V107H136V108H138V109L140 108V111H141V108H142L141 105L138 104L139 107H138L136 104H134ZM142 105H143V104H142ZM78 106H77V107H78ZM126 106H127V105H126ZM131 106H132V105H131ZM143 106H144V105H143ZM146 106H150V105H147V104H146L145 107H146ZM204 106H205V105H204ZM261 106H262V105H261ZM84 107H85V106H84ZM115 107H116V106H115ZM120 107H119V108L117 107V108L119 109V111L121 110ZM136 108H135V109H136ZM185 108H184V110H185ZM86 109H87V108H86ZM142 109H143V108H142ZM146 109H148V108H146ZM146 109H145V110H146ZM163 109H164L165 112H163ZM204 109H205V108H204ZM78 110H79V109H78ZM80 110H81V109H80ZM122 110L120 111L121 114H122V112H123ZM126 110H129V108H126ZM136 110H137V109H136ZM200 110H201V109H200ZM258 110H259V109H258ZM115 111H116V110H115ZM124 111H125V110H124ZM129 111H130V110H129ZM133 111H132V112H133ZM148 111H149V110H148ZM158 111H157L156 113H158ZM191 111H192V110L189 109L190 114H188V112H187V114H188L187 116H186V113H185V114L183 113L182 115H185L186 117H188V116L190 115V118H191V116H192V118H193L194 120H196V122L198 121V123L200 122L201 124L204 123V124H205L204 127L207 128L206 132L209 131L208 129H210L211 132H212V130L216 131L217 134L213 133L214 131L212 132L213 134H212V133H211V134H212L213 136H217V137H218V140H219V138H220L219 136L223 135L222 133H221V135H220V133H218V132H220L221 127L219 126L220 129H217L215 126L211 125L212 122H211V123H208V121L210 122V118H211L210 116L208 117V116H206V115L204 114L207 118H209V119H205L204 117H203V118L201 117V116H204L202 112H201L202 115L200 114V116H199V115L196 114V113H197L196 110H194V111H196L195 114L192 113ZM84 112H85V111H84ZM130 112H131V111H130ZM152 112H153V111H152ZM184 112H186V110H185ZM204 112H205V111H204ZM126 113H127V112H124L123 114H126ZM134 113H136V112L134 111ZM134 113H133V114H134ZM199 113H200V111H199ZM199 113H198V114H199ZM131 114H132V113H131ZM131 114H128V115L133 116V115H131ZM147 114H148V113H147ZM150 114H151V115H150ZM150 114H149V115H150V117H151V116H152V113H150ZM163 114H162V116H163ZM165 114H164V116H165ZM180 114H179V116H180ZM208 114H209V113H208ZM149 115H148V116H149ZM157 115L159 116L160 114H157ZM182 115H181V116H182ZM87 116H88V115H87ZM158 116H156V114H155V116H154V114H153V117H154V118H155V117L158 118ZM162 116H161V120H162V118H164V116H163V117H162ZM181 116H180V117H181ZM185 116H184V117H185ZM134 117H135V116H133V118H134ZM153 117H152V118H153ZM186 117H185V119H184L185 122L187 121L186 119H189V117H188V118H186ZM89 118H90V117H89ZM152 118H151L150 121L155 120V119H152ZM165 118H166V117H165ZM192 118H191V119H192ZM229 118H230V117H229ZM131 119H132V118H131ZM131 119H130V120H131ZM135 119H136V117H135ZM135 119H134V120H135ZM182 119H183V118H182ZM182 119H181V120H182ZM204 119H205V120H204ZM159 120H160V118H159ZM159 120H156V121L160 122L161 120H160V121H159ZM164 120H165V119H164ZM184 120H183V121H184ZM189 120H190V119H189ZM194 120H192L193 122L190 120L191 122H190L189 124L194 123ZM140 121H141V120H140ZM150 121H149V120H148V121L146 120L147 124H148V122H150ZM165 121H166V120H165ZM133 122H134V121H133ZM142 122H143V124L145 125L144 121H141V123H142ZM162 122H163V120H162ZM188 122H189V121H188ZM90 123H91V122H90ZM95 123H96V122H95ZM137 123H138V122H137ZM139 123H140V122H139ZM141 123H140V124H141ZM87 124H88V123H87ZM143 124H142V125H143ZM147 124H146V125H147ZM149 124H152V123H149ZM149 124H148V126H149ZM157 124H160V125H161V123H157ZM168 124H169V122H168ZM196 124H197V123H196ZM201 124H200V125H201ZM204 124H203V125H204ZM213 124H215V123L213 122ZM88 125H89V124H88ZM146 125H145V126H146ZM163 125H165L166 127H168V126L170 127V125L167 126V122H166L165 124H163ZM194 125H195V123H194ZM203 125H201V126H203ZM148 126H147V127H148ZM165 126H164V127H165ZM206 126H207V127H206ZM120 127H121V126H120ZM142 127H143V126H142ZM158 127H159V126H158ZM172 127H173V126H172ZM204 127H203V128H204ZM74 128H75V127H74ZM110 128H111V127H110ZM144 128H145V127H144ZM148 128H149V127H148ZM148 128H147V130H148ZM152 128H153V127H150L149 130L152 129ZM154 128H155V127H154ZM203 128H202V129H203ZM234 128H236V127H234ZM125 129H126V128H125ZM156 129H157V128H156ZM161 129H162V127H161ZM167 129H169L168 131H170V129L172 130L173 128H167ZM181 129H182V131H181ZM202 129H201V130H202ZM229 129H230V128H228V130H229ZM128 130H129V129H128ZM153 130H154V129H153ZM153 130H152L151 133H153ZM158 130H159V128L157 129V131H158ZM163 130L165 131L166 129H163ZM163 130H160L161 133L158 131V133H160V135L162 136L163 140H164V137H166L165 139L168 141V140L170 139V137H168L169 139L167 138V136H168V135L166 136L167 133H166V134L164 133L165 136L163 137V132H164ZM218 130H219V131H218ZM150 131H151V130H150ZM154 131H155V130H154ZM157 131H156V132H157ZM162 131H163V132H162ZM166 131H167V130H166ZM203 131H204V130H203ZM210 131L208 132L209 134H210ZM64 132H65V131H64ZM156 132H155V133H156ZM170 132H172V131H170ZM95 133H96V132H95ZM129 133H131V131H129ZM129 133H128V134H129ZM158 133H156V134H157L156 136H158ZM224 133H225V132H224ZM124 134H125V133H124ZM205 134H206V133H205ZM230 134H231V133H230ZM63 135H64V133H63ZM154 135H155V134H154ZM160 135H159V136H160ZM207 135H208V134H207ZM218 135H219V136H218ZM225 135H226V134L223 135V136H224V139L227 138V136H225ZM228 135H229V134H228ZM235 135H238V133H237V134L235 133L234 136H235ZM59 136H62V134L59 135ZM66 136H67V135L65 134V137H66ZM68 136H69V135H68ZM129 136H130V135H129ZM149 136H150V135H149ZM152 136H153V134H151V137H152ZM156 136H155V137H156ZM169 136H170V133H169ZM195 136H196V137H195ZM230 136H231V135H230ZM230 136H229V137H230ZM242 136H243V135H242ZM242 136H241V134H240L241 139H239V140L237 139V140H238V141L243 140V141L245 142V143H244L245 145H246L248 142H249L248 144H250V143H252V142L254 141L253 139H252V141H251V140H250L251 138H249V140H247L248 138H247V139H243ZM91 137H93V136H91ZM97 137H98V136H97ZM153 137H154V136H153ZM155 137H154V138H155ZM175 137H173V138H175ZM225 137H226V138H225ZM229 137H228L227 139H229ZM231 137H232V136H231ZM235 137H236V136H235ZM62 138H63V137H62ZM66 138H67V137H66ZM66 138H65V139H66ZM95 138H96V137H95ZM98 138H100V137H98ZM159 138H160V137H159ZM159 138H158V141H157V142L160 141L161 138H160V139H159ZM215 138H216V137H215ZM215 138H214V139H215ZM222 138H223V137H221V139H220L221 141H222ZM232 138H233V137H232ZM237 138H238V136H237ZM67 139H68V138H67ZM93 139H94V138H93ZM93 139H92V141H93ZM96 139H97V138H96ZM120 139H121V138H120ZM123 139H124V138H123ZM171 139H172V137H171ZM171 139H170V140H171ZM177 139H178V138H177ZM208 139H209V138H208ZM216 139H217V138H216ZM224 139H223V140H224ZM235 139H236V138H235ZM254 139H255V138H254ZM60 140L64 141V143H65V142H69V141H67V140H63V139H60ZM69 140H70V139H69ZM83 140H84V139H83ZM101 140H102V139H101ZM108 140H109V139H108ZM113 140H114V139H113ZM127 140H128V139H127ZM170 140H169V141H170ZM175 140H176V139H175ZM175 140H174V141H175ZM197 140H198V139H197ZM197 140H196V142H197ZM211 140H212V139H211ZM220 140H219V142L215 140L216 144H217V142L220 143ZM229 140L233 141L231 138H230ZM97 141H98V140H97ZM119 141H120V140H119ZM167 141H163V142L165 143V142H167ZM172 141H173V140H172ZM172 141H170V142H172ZM177 141H178V140H177ZM180 141H179V142H180ZM184 141H183V143H184ZM193 141L191 140V142H193ZM202 141H203V140H201L200 143H199V142H198V143L193 142V144L196 143V144H194V146L197 145V144H199V145L201 146V144H202L205 140H204L203 142H202ZM225 141H226V140H224L223 143H225ZM227 141H228V140H227ZM227 141H226V142H227ZM231 141H228V143L231 142ZM73 142H74V141H73ZM93 142H94V141H93ZM107 142H108V141H107ZM113 142H114V141H113ZM122 142H123V140H122ZM122 142H120V143H122ZM160 142H161V141H160ZM170 142H168V143H170ZM179 142H178V143H179ZM188 142H189V141H188ZM201 142H202V143H201ZM208 142H209V141L207 140V143H208ZM212 142H213V144H214V141H212ZM233 142H234V141H233ZM102 143H103V142H102ZM111 143H112V142H111ZM115 143H116V142H114V146L116 147ZM120 143H119V144H120ZM164 143H162V144L164 145ZM168 143L166 144L167 146H169ZM173 143H174V142H173ZM173 143H171V144H173ZM178 143H177V144H178ZM180 143L182 144V141H181ZM180 143H179V144H180ZM185 143H186V141H185ZM205 143H206V141L204 142V144H205ZM234 143H235V142H234ZM234 143H231V144L229 143V144L232 145L233 147H234V145H237V146H235L234 148H236V147H237V148L239 147V149L241 148L240 143H238L240 146L237 144V142H236L235 144H234ZM241 143H243V142H241ZM96 144H97V143H96ZM107 144H108V143H107ZM117 144H118V142H117ZM171 144H170V145H171ZM174 144H176V141H175ZM174 144H173V145H174ZM187 144H188V143H187ZM189 144H190V143H189ZM189 144H188V145H189ZM216 144H214V145L216 146ZM233 144H234V145H233ZM244 144H243V145H244ZM254 144H255V142L253 143V146H254ZM65 145H66V144H65ZM70 145H71V143H70ZM109 145H110V144H109ZM112 145H113V144H112ZM166 145H165V146H166ZM205 145H206V144H205ZM205 145L203 146V147H204V148H203L204 150H206V149L209 148V147H207V146H209V145H206V146H205ZM218 145H219V144H217V146H216L217 150H218L219 147H221V149H222V143H220V146H218ZM245 145H244V146H245ZM251 145H252V144H251ZM72 146H73V147H72ZM72 146H70V147L74 148V146H76V144H74V145H72ZM97 146H98V145H97ZM123 146H124V145H123ZM125 146H126V145H125ZM128 146H129V145H128ZM179 146H181V145H178L176 149H179V148H180ZM215 146H214V148H215ZM224 146H225V145H224ZM65 147H67V146H65ZM77 147H78V146H77ZM102 147H103V146H102ZM108 147H109V146H108ZM110 147L115 148V147H113V146H110ZM133 147H135V146H133ZM137 147H138V146H137ZM169 147H170V146H169ZM171 147H172V145H171ZM171 147H170V152L172 151V150H171ZM190 147H191V146H190ZM192 147H193V146H192ZM198 147H199V146H197V147L195 146V148L193 147V148H194L193 151H194V150L196 151V148H198ZM206 147H207V148H206ZM247 147H248V146H247ZM249 147H250V146H249ZM72 148H70V150H71ZM106 148H107V147H106ZM118 148H119V147H118ZM118 148H117V149H118ZM124 148H125V147H124ZM126 148H127V147H126ZM130 148H131V147H130ZM173 148H175V147H173ZM182 148H183V146H182ZM188 148H189V146H188ZM210 148H211V147H210ZM214 148H212V150H213ZM243 148H244V147H243ZM254 148H255V147H254ZM74 149H75V148H74ZM74 149H73V150H74ZM103 149H104V148H103ZM108 149H109V148H108ZM110 149H111V148H110ZM122 149H123V148H122ZM166 149H167V148H166ZM201 149H202V146H201ZM223 149H224V147H223ZM223 149H222V150H223ZM239 149H238V150H239ZM251 149H253V148H251ZM120 150H121V149H120ZM123 150H124V149H123ZM128 150H130V149H128ZM141 150H142V149H141ZM189 150H191V148L188 149V151H189ZM209 150H210V149H208V151H209ZM214 150H216V149H214ZM214 150H213V151H214ZM219 150H220V148H219ZM222 150H221V153H222V155H223V152H225V151H224V150L222 151ZM243 150H244V149H242V150L240 149V150L237 151V152H239V153L241 154L242 152H240V151H243ZM75 151H77L76 153L78 154L79 149H76ZM80 151H81V150H80ZM131 151H133V150H131ZM135 151H136V150H135ZM135 151H133V152H135ZM143 151H145V150H143ZM173 151L176 153V151H178V150L175 151V149H173ZM173 151H172V152H173ZM181 151H182V152H181V155H182L184 150H181ZM197 151H198V150H197ZM197 151H196V152H197ZM199 151H200V150H199ZM199 151H198V152H199ZM206 151H207V150H206ZM210 151H211V150H210ZM244 151H245V150H244ZM67 152H68V151H67ZM71 152H72V151H71ZM170 152H168L169 154L165 153L166 156L169 155V157L171 156V158H172V157L175 158V157L177 156V154L180 152V150H179V152H178L177 154H175V153L173 152V155L175 154L176 156H175V155L172 156V153H171V155H170ZM185 152H186V151H185ZM200 152H202V151H200ZM200 152H199V153H200ZM204 152H205V151H204ZM250 152H251V151H250ZM72 153H73V152H72ZM74 153H75V152H74ZM74 153H73V155H74ZM138 153H139V152L137 151V154H138ZM152 153H153V152H151V154H149V155H152ZM199 153H198V154H199ZM218 153H220V151H219ZM226 153H227V152H226ZM243 153H245V152H243ZM251 153H252V152H251ZM65 154H66V153H65ZM77 154H76V155H77ZM153 154H155V153H153ZM192 154H193V153H192ZM194 154H195V153H194ZM209 154H211V152H209ZM209 154L207 153L206 155H209ZM237 154H238V153H237ZM252 154H253V153H252ZM129 155H130V154H129ZM142 155H143V154H142ZM142 155H141V156H142ZM149 155H148V156H149ZM162 155L164 156V154H162ZM189 155H190V153H189ZM189 155H188L189 158H187L188 160H190V156H189ZM200 155H203V154L201 153ZM200 155H199V156H200ZM206 155H205V153H204V156H203V157H205ZM216 155H217V154H216ZM216 155H215V156H216ZM219 155H220V154H219ZM225 155H227V154H225ZM243 155H244V154H243ZM78 156H79V155H78ZM146 156H147V153H146ZM146 156H143V157H146ZM148 156H147L146 158H148ZM156 156H159V157H160V154H159V155H153L154 158H157ZM163 156H162V157H163ZM166 156H164V157H166ZM191 156H193V155H191ZM194 156H197V155L195 154ZM194 156H193V158H194ZM215 156L210 155V157H215ZM223 156H224V155H223ZM239 156H240V155H239ZM239 156H238V157H239ZM245 156H248V155H245ZM262 156H263V155H262ZM62 157H63V156H62ZM68 157H69V156H68ZM68 157H67V158H68ZM134 157H136V156L134 155ZM138 157H139V156H138ZM151 157H152V156H151ZM151 157H150V159L148 158V159H149V163H150L151 160H152V162H153V161H156L155 163H157V159H158V161H159L160 159H161V161L164 159V161L166 162L165 158H160V159H159V157H158L157 159H154V160H153V158L151 159ZM178 157H181V156H179V154H178V156H177L175 159L173 158V160L176 161V159H177ZM201 157H202V156H201ZM201 157H200V159H201ZM207 157H208V156H207ZM207 157H206L205 159H208V158H209V157H208V158H207ZM216 157H217V156H216ZM242 157H243V156H242ZM248 157H249V156H248ZM248 157H246V158H248ZM254 157H255V156H254ZM256 157H257V156H256ZM18 158H19V157H18ZM18 158H17V159H18ZM69 158H70V157H69ZM69 158H68V159H69ZM78 158H79V157H78ZM140 158H141V157H140ZM167 158H168V157H167ZM171 158H170V159H171ZM182 158H184V157H181V159L179 158V160H181V162L184 164L185 161H187V160H185V161L183 162V161H182ZM195 158H196V157H195ZM195 158H194V159H195ZM198 158H199V157H198ZM218 158L223 159L224 157H222V156L220 155ZM218 158H215L214 160H216V159H218ZM225 158H226V156H225ZM244 158H245V157H244ZM250 158H251V157H250ZM250 158H249L250 161L248 160V161H249V164H250L251 159H252V158H251V159H250ZM257 158H258V157H257ZM21 159H22V158H21ZM21 159H20L19 161L17 160L18 162H20V164H17V163H15V164H17V166L20 165L19 168H21L22 170H26V171H27L28 169H31L32 166H36V168H37V165H39V164L34 165L35 162H34V163L32 162V166H31V162H28V160L25 161L24 159H23V160L25 161V163H27V165H26L24 162H23V164H22V163H21ZM80 159L82 160V158H80ZM83 159H84V158H83ZM137 159L139 160V158H137ZM148 159H146V161H148ZM202 159H204V158H202ZM240 159H242V158L240 157ZM3 160H5V159H3ZM23 160H22V161H23ZM74 160H76V159H74ZM78 160H79V159H78ZM78 160H77V161H78ZM140 160H142V158H141ZM168 160H169V159H168ZM210 160H211V158H210ZM229 160H230V159H229ZM244 160H245V159H242V162H244ZM246 160H247V159H246ZM246 160H245V161H246ZM252 160H253V159H252ZM254 160H255V159H254ZM254 160H253V161H254ZM256 160H257V159H256ZM17 161H16V162H17ZM68 161H71V160H68ZM161 161H160V162H161ZM164 161H162V162L165 163ZM169 161H170V163H169ZM169 161H167V163H168V164H171L172 160H169ZM175 161H173L172 164H173ZM195 161H196V160H195ZM195 161H194V162H195ZM198 161H199V160H198ZM198 161H197V162H198ZM206 161H209V159H208V160H205L204 162H206ZM217 161H218V160H217ZM223 161H225V160H223ZM223 161H221V162H223ZM6 162H7V161H6ZM8 162H9V161H8ZM85 162H86V161H85ZM85 162H84V163H85ZM201 162H202V160H201ZM212 162H213V161H212ZM212 162H211V163L209 162L210 165L213 164ZM215 162H216V161H215ZM221 162L218 161V162H216V164L219 163L218 166H219L220 164L222 165ZM230 162H231V161H230ZM254 162H255V161H254ZM28 163H29V165L31 166V168H30V166H28ZM73 163H74V162H73ZM79 163H80V162H79ZM147 163H148V162H147ZM167 163H166V164H167ZM187 163H190V168H191V169H192V168H193V169L196 168V166H195V165H196V162H195V164H194V163H192L191 161H187ZM199 163H200V162H199ZM199 163H198V164H199ZM202 163H203V162H202ZM209 163H208V162H207V163H203V165H205V164L207 165V164H208V165H207V166H208V168H207L208 170L211 168V166H210V168H209ZM227 163H228V162H227ZM227 163H226V165H227ZM245 163H247V165H245L244 163L233 165L234 163H232V166H233V169H235V171H236L235 173H237L236 177L240 175L241 178H245L246 180H248V179H249L248 176L251 175V174H248V173H249L250 171H253V170H251V169H249V168H248L249 170H247L246 166H248V162H245ZM9 164H10V163H9ZM77 164H78V163H77ZM77 164H76V165H77ZM85 164H86V163H85ZM153 164H154V162H153ZM158 164H159V163H158ZM158 164H157V165H158ZM253 164H254V163H253ZM253 164H252V166H253ZM40 165H41V164H40ZM40 165H39V166H40ZM81 165H82V164H81ZM86 165H87V164H86ZM150 165H151V164H149V166H150ZM187 165H188V164H187ZM199 165H200V164H199ZM203 165H202V166H203ZM214 165H215V164H214ZM228 165H229V164H228ZM228 165H227V166H228ZM230 165H231V164H230ZM243 165H244V166H243ZM10 166H11V165H10ZM39 166H38V168H37L36 170L39 169ZM77 166H79V164H78ZM89 166H90V165H89ZM91 166H92V165H91ZM108 166H109V165H108ZM145 166H146V165H145ZM152 166H153V165H152ZM154 166H155V165H154ZM159 166H160V165H159ZM162 166H163V165H162ZM176 166H177V165H176ZM188 166H189V165H188ZM218 166H217V168H216V170H215V171H216L215 173H216V175H217L218 173H219V175H222V174L220 173L221 171H218V172H217ZM232 166H230V169H232ZM234 166H235V168H234ZM194 167H195V168H194ZM19 168H18V169H19ZM42 168H43V166L41 165V166H40V170H42ZM44 168H45V167H44ZM81 168H82L81 170H83V166H81ZM87 168H88V166H87ZM98 168H99V166H98ZM100 168H101V167H100ZM109 168H110V166H109ZM147 168H148V166H147ZM177 168H178V166H177ZM190 168H189V169H190ZM198 168H199V170H202L201 165L198 166ZM198 168H197V169H198ZM200 168H201V169H200ZM212 168H213V165H212ZM34 169H35V168H34ZM34 169H31V170H34ZM73 169H74V168H73ZM76 169H77V168H76V166H75V170H76ZM78 169H79V168H78ZM84 169H85V166H84ZM89 169H91V168L89 167ZM103 169H104V166H103ZM151 169H152V168H151ZM179 169H181V168H179ZM185 169H186V166H185ZM185 169H184V170H185ZM207 169H206L205 166H204V170H206V172H207V173L205 172V174H204V176H205V177H204V180H205L206 177L210 176V175H209L210 172H211L212 176L215 174V173L212 172L215 168H213L211 171L209 170L210 172H209ZM233 169H232V170H233ZM252 169H256V165H255V164H254V168H252ZM14 170H15V169H14ZM40 170H38L37 173H38ZM44 170H45V169H43V171H44ZM75 170H74V171H75ZM79 170H80V169H79ZM87 170H88V169H87ZM184 170L181 169V171H183V173H184ZM195 170H196V169H195ZM199 170H198V171H199ZM204 170H202L203 173H204ZM218 170H219V169H218ZM15 171H16V170H15ZM85 171H86V169H85ZM91 171H92V169H91ZM91 171L89 172L90 174L88 173L89 175H91V173H92V175H93L94 171H92V172H91ZM108 171H109V170H108ZM186 171H187V170H185V172H186ZM193 171H194V170H193ZM196 171H197V170H196ZM198 171H197V172H198ZM228 171L230 172V170H228ZM248 171H249V172H248ZM257 171H258V169H257ZM260 171H261V169H260ZM260 171H259V173L261 174L262 171H261V172H260ZM263 171H264V170H263ZM19 172H20V169H19ZM33 172L35 173V171H33ZM41 172H42V171H41ZM46 172H47V171H46ZM78 172L80 173V171H77V172H74V174L77 173V175H78ZM81 172H84V171H81ZM100 172H101V169H100ZM173 172H174V171H173ZM199 172H200V171H199ZM199 172H198V173H199ZM232 172H233V171H232ZM253 172H254V171H253ZM253 172H252V173H253ZM255 172H256V170H255ZM24 173H25V171H24ZM27 173H28V171H27ZM29 173H30V171H29ZM29 173H28V174H29ZM37 173H35V174H37ZM108 173H110V172H108ZM119 173H120V172H119ZM123 173H124V171H123ZM125 173H127V172H125ZM187 173H189V170H188L185 174H187ZM190 173H191V171H190ZM190 173H189V175H191ZM195 173H196V172H195ZM195 173H192L193 176L196 175ZM200 173H202V172H200ZM200 173H199V174H200ZM235 173L233 172L232 174L235 175ZM257 173H258V172H257ZM259 173L257 174V176H259ZM262 173H263V172H262ZM32 174H33V173H32ZM38 174H40V172H39ZM55 174H56V173H55ZM55 174H54V175H55ZM61 174H62V173H61ZM72 174H73V173H71V175H72ZM74 174H73V175H74ZM81 174H82V173H81ZM81 174H80V175H81ZM180 174H182V173H180ZM185 174H184V176H185ZM194 174H195V175H194ZM199 174H197L198 176H195V177H199ZM206 174H208V175H206ZM33 175H34V174H33ZM62 175H63V174H62ZM65 175H66V174H65ZM123 175H124V174H123ZM127 175H128V173H127ZM252 175H253V174H252ZM252 175H251V176H252ZM261 175H262V174H261ZM19 176H20V174H19ZM23 176H24V175H23ZM27 176H28V175H27ZM66 176H67V175H66ZM75 176H76V175H75ZM84 176H85V174H84ZM84 176H83V177L81 176V177L84 178V179H86L85 183L83 182L84 180H83L82 182H81V181H78V176H77V179L75 178L76 180H73V179H72V180L75 181V182L78 181L79 183H82V185L85 184V186H83V187H84V188H88V192H89V191H92L93 189L95 190V189L98 187V185H100V184H97V183H98V180L94 179L93 176H89L88 180H87V177L85 176V177H86V178H85ZM96 176H97V175H96ZM96 176H95V178H96ZM99 176H100V175H99ZM99 176H98V177H99ZM105 176H106V175H105ZM121 176H122V175H121ZM132 176H133V175H132ZM186 176H188V175H186ZM212 176H211V177H212ZM214 176H215V175H214ZM25 177H26V176H25ZM42 177H43V176H42ZM92 177H93V178H92ZM113 177H114V176H113ZM195 177H194V178H195ZM221 177H222V176H221ZM221 177L219 178V176H217V177L215 178V179H217V178L219 179V180L217 179V180H218L217 182L220 181V183H221V179H222ZM247 177H248V179H247ZM259 177H260V176H259ZM261 177L264 178V174H263ZM82 178H80V179L82 180ZM99 178H100V177H99ZM104 178H105V177H103V180L107 181L106 178H105V179H104ZM116 178H117V177H116ZM119 178H120V177H119ZM121 178H122V177H121ZM138 178H139V176H138ZM177 178H178V177H177ZM177 178H176V179H177ZM184 178H185V177H184ZM186 178H187V177H186ZM194 178H192V177L189 176L188 179H193V180H194ZM213 178H214V177H212V178L209 177V180H211V179H213ZM237 178H238V177H237ZM241 178L239 177V179H241ZM251 178H252V177H250V179H251ZM195 179H196V178H195ZM202 179H203V177H202ZM202 179H201V180H202ZM206 179H207V180H205L204 183H207V182L209 183L208 178H206ZM245 179H244V181H245ZM254 179H255V178H254ZM72 180H71V181H72ZM116 180H118V178H117ZM116 180H115V181H116ZM119 180H120V179H119ZM127 180H128V179H127ZM140 180H141V179H140ZM171 180H172V179H171ZM171 180H170V181H171ZM241 180H242V181H240V180H239V181H240V182H244L243 179H241ZM115 181H114V182L112 181V182L115 183ZM121 181H122V180H121ZM176 181H177V180H176ZM180 181H181V180H180ZM188 181H190V180H188ZM202 181H203V180H202ZM211 181H212V180H211ZM211 181H210V182H211ZM213 181L215 182V184L213 183ZM213 181H212V186H211L212 189H213V187H216V185H217V184H216V180L213 179ZM223 181H224V180H223ZM239 181L236 182V184H234V185L231 186V187H232V188H233L234 186L236 187V185H237V183H239ZM249 181H250V180H249ZM249 181H246V182L248 183ZM251 181H252V180H251ZM75 182H74V183H75ZM116 182H117V183H120V181H116ZM122 182H124V181H122ZM129 182H130V181H129ZM137 182H138V180H137ZM171 182H172V181H171ZM183 182H184V181H183ZM190 182H191V181H190ZM190 182H189V183H190ZM224 182H225V181H224ZM95 183H96L97 187H94ZM117 183H116V184H117ZM124 183H125V182H124ZM168 183H169V182H168ZM187 183H188V182H187ZM187 183H186V184H187ZM201 183H202V182H201ZM220 183H218L220 189H218L219 187H218V188L216 187L217 190H219V191H220L221 189L224 188ZM222 183H223V182H222ZM244 183H245V182H244ZM247 183H246V184H247ZM75 184H78V183H75ZM110 184H111V181H110V183H108V185H110ZM116 184H115V186H114V187H116V188H114V189H115L116 191H117V190L119 191L120 189H117L119 184H118L117 186H116ZM126 184H127V182H126L125 184L121 183L120 185L125 186ZM136 184H137V183H136ZM141 184H142V183H141ZM141 184L138 183V185H141ZM143 184H144V183H143ZM178 184H179V183H178ZM209 184H211V183H209ZM225 184H227V183H225ZM239 184H240V183H239ZM78 185H79V184H78ZM82 185H79V186L81 187ZM106 185H107V184H106ZM106 185H105V186H106ZM120 185H119V188H121ZM127 185H129V184H127ZM187 185H188V184H187ZM199 185H200V184H199ZM207 185H208V184H206V186H207ZM214 185H215V186H214ZM223 185H224V183H223ZM240 185H241V184H240ZM240 185H239V186H240ZM244 185H245V184H244ZM244 185H243V183H242V187H243ZM1 186H2V185H1ZM5 186H6V185H5ZM7 186H8V185H7ZM7 186H6V188H9V187H7ZM100 186H101V185H100ZM103 186H104V185H103ZM110 186H111V187H109V189H111V188L113 189V187H112L113 185L111 184ZM136 186H137V185H136ZM163 186H164V185H163ZM188 186H189V185H188ZM206 186H205V190L207 189V192H208V194H209V192H210L211 189H209L210 187H209V188H208V187L206 188ZM208 186H209V185H208ZM217 186H218V185H217ZM224 186H225V185H224ZM227 186H228V185H226V189H225L223 192H222V190H221L222 193H220V192H215V193H217V194L220 193V195H222V194H223V195L227 194V195H229L230 197H231V195H234V196H235V194H233V193H236V192H237V191L235 190V187H234V192L231 194V193H226V192H229V191H230V190H229V191H226L227 189H229V188H227ZM246 186H247V185H246ZM83 187H82V188H83ZM92 187H94V188H92ZM129 187H130V186H129ZM137 187H138V186H137ZM139 187H140V186H139ZM145 187H146V186H145ZM167 187H168V186H167ZM186 187H187V186H186ZM191 187H194V186H190V188H191ZM221 187H223V188H221ZM228 187H229V186H228ZM242 187H238V188H242ZM244 187H245V186H244ZM82 188H81V190H82ZM91 188H92V189H91ZM122 188H125V187H122ZM152 188H153V187H152ZM152 188H151V189H152ZM182 188H183V187H182ZM182 188H181V190H183L182 193H186L185 191H186L187 189L184 191V188H185V187H184L183 189H182ZM199 188H200V187H199ZM201 188H202V185H201ZM232 188H231V191H232ZM236 188H237V187H236ZM238 188H237V190H239ZM247 188H248V187H247ZM10 189H11V188H10ZM10 189H9V190H10ZM89 189H91V190H89ZM139 189H140V188H138V190H139ZM144 189H145V188H144ZM147 189H148V187H147ZM165 189L168 190V188H166V186H165ZM245 189H246V187H245ZM15 190H16V189H15ZM94 190H93V192H94ZM115 190H112V191L115 192ZM123 190H125V189H123ZM132 190H133V189H132ZM138 190H137V191H138ZM152 190H153V189H152ZM172 190H173V189H172ZM172 190H171V191H172ZM178 190H180V189H177V191H178ZM181 190H180L178 193H175V194H180L181 196L184 195V194L181 193ZM188 190H189V189H188ZM188 190H187V191H188ZM208 190H209V191H208ZM215 190H216V189H215ZM215 190H214V191H215ZM217 190H216V191H217ZM247 190H248V189H247ZM13 191H14V190H13ZM13 191H11V192H13ZM83 191H86V192H87V190H84V189H83ZM83 191H82V192H83ZM98 191H99V190H98ZM120 191H121V190H120ZM154 191H155V190H154ZM169 191H170V188H169ZM202 191H203V190H202ZM225 191H226V192H225ZM231 191H230V192H231ZM245 191H246V190H245ZM7 192L9 193L10 191L3 189V187H2V188L0 187V198H1V196H6V195L8 194ZM11 192H10V193H11ZM88 192H87V193H88ZM147 192H148V191H147ZM159 192H160V191H159ZM166 192H167V191H166ZM188 192H190V191H188ZM197 192H198V191H197ZM211 192H212V191H211ZM224 192H225V194H224ZM241 192H243L244 195L246 194V193L244 192L243 188H242V190H239V196L242 194ZM249 192H250V191H249ZM16 193H17V192H16ZM116 193L118 194L119 192H116ZM145 193H146V191H145ZM164 193H165V192H164ZM173 193H174V192H173ZM173 193H172V195H173ZM240 193H241V194H240ZM14 194H15V193H14ZM14 194H13V195H14ZM17 194H18V193H17ZM91 194H92V192H91ZM123 194H124V193H123ZM197 194H198V193H197ZM203 194H204V193H203ZM205 194H207V193L205 192ZM211 194H213V193H211ZM211 194H209V197H211V196H210ZM217 194H216V195H217ZM230 194H231V195H230ZM236 194H238V192H237ZM250 194H252V193H250ZM15 195H16V194H15ZM18 195H20V194H18ZM84 195H85V192H84ZM130 195H131V194H130ZM156 195H157V194H156ZM158 195L160 196V194H158ZM168 195H169V193H168ZM172 195H171V196H172ZM186 195H187V193H186ZM189 195H190V194H188V196H189ZM193 195H194V194H193ZM227 195H226V196H227ZM247 195H249V193H248ZM247 195H246V196H247ZM10 196H11V194H10ZM163 196H164V197H167V195H162V197H163ZM175 196H176V195H175ZM190 196H191V195H190ZM217 196H218V195H217ZM217 196H216V197H217ZM226 196H224L223 198H225ZM229 196H227V197H229ZM234 196H233V197H234ZM242 196H243V195H242ZM249 196H250V195H249ZM249 196H248V197H249ZM252 196H253L254 198L256 197V196H254V195H251V199H252ZM6 197H7V196H6ZM11 197H13V196H11ZM14 197H15V196H14ZM18 197H19V196H18ZM29 197H30V195H29ZM31 197H32V196H31ZM156 197H157V196H156ZM162 197H161V198H162ZM200 197H201V196H200ZM200 197H199V198H200ZM207 197H208V196H207ZM209 197H208V198H209ZM213 197L216 198L215 195H213ZM230 197H229V198H230ZM236 197H238V195L235 196L234 198H236ZM9 198H10V197H9ZM26 198H27V197H26ZM127 198H128V197H127ZM170 198H171V197H170ZM170 198L168 197V199H170ZM177 198H178V197H177ZM182 198H183V196H182ZM182 198H181V199H182ZM189 198H190V197H187V199H189ZM192 198H193V197H192ZM208 198H206L205 200H206V201H209L210 203H212V202L210 201V198H209V200H207ZM219 198H220V197H218V199H219ZM223 198H221V199H223ZM241 198H242V197H238L237 199H239L240 201H242V200L244 201V199L242 198V200H241ZM244 198H245V197H244ZM249 198H250V197H249ZM3 199L7 200L6 198H2V200H3ZM12 199H13V198H11L10 200H12ZM19 199L21 200V196H20ZM31 199H32V198H31ZM155 199H156V198H155ZM157 199H158V197H157ZM164 199H165V198H164ZM164 199H163V198H162V199L159 198L160 201L162 200L161 202H166V201H167V204L169 205V203H168V199H167V198H166L167 200H164ZM171 199H172V198H171ZM171 199H170V200H171ZM183 199H184V198H183ZM221 199H219L220 202L217 200V201H218V204L220 203V204H223V206H224L225 204L227 205V204L230 203V201L228 202L227 198H225V199H226V201H227L228 203H226L225 200L223 201V202H225V204H224V203H221V201H222ZM237 199H236V200H237ZM245 199H247V198H245ZM251 199H250V200H251ZM257 199H258V198H257ZM15 200H16V199L14 198V201H15ZM26 200H27V199H26ZM33 200H34V199H33ZM37 200H38V199H37ZM159 200H157V201H154V200H153L154 202H151V203L153 204V203L156 202V204H157V202H158ZM163 200H164V201H163ZM176 200L178 201L179 198L176 199ZM176 200L173 199L174 202H173L172 200H171V201H172V203H175ZM184 200H186V198H185ZM189 200H190V199H189ZM196 200H197V199H196ZM198 200H199V199H198ZM203 200H204V199H203ZM211 200H212V199H211ZM215 200H216V199H215ZM247 200H248V199H247ZM255 200H256V198H255ZM255 200H254V201H255ZM16 201H17V200H16ZM16 201H15V203H17V202L21 203L20 201H17V202H16ZM23 201H24V199L22 200V202H23ZM27 201H29V200H27ZM30 201H31V200H30ZM35 201H36V199H35ZM145 201H146V200H145ZM145 201H144V202H145ZM151 201H152V200H151ZM171 201H169V202H171ZM180 201H181V200H180ZM180 201H178V203H175V204H177V206H181V205H178V204H180V203L182 202V201H181V202H180ZM190 201H192V200H190ZM213 201H214V200H213ZM251 201H252V200H251ZM254 201H253L252 203H254ZM4 202H6V201H4ZM31 202H32V201H31ZM38 202H39V201H38ZM179 202H180V203H179ZM187 202H188L187 200L184 201L185 204H183V202H182L183 206L185 205L184 208L187 206V204H186ZM203 202H204V201H202V203H203ZM209 202H207L208 205H209ZM232 202H233V201H232ZM232 202H231V203H232ZM237 202H238V200L236 201V204H237V206H238V203H237ZM244 202H245V203H244ZM244 202H242V203H244L247 207L244 206V205H241V202H240V205H241V206H240V205H239V206H240V207H242V206H243V207H246V210L244 209V210H245V211H244L245 214H246V212H248V210H249V213H250V210H251L250 208L252 207L251 205H253V204H248V202H250V201H248L247 203H246V201H244ZM259 202H262V201H259V200H258V203H259ZM263 202H264V201H263ZM263 202H262V203H263ZM7 203H9V201H8ZM36 203H37V201H36ZM36 203H35V204H36ZM45 203H46V202H45ZM54 203H55V202H54ZM142 203H143V202H142ZM159 203H160V202H159ZM191 203H192V202H191ZM191 203H190V204H191ZM202 203L198 204L199 207H200V205H201ZM233 203H234V202H233ZM233 203H232V206H230L231 204H229V206H230V207H233V205L235 204V203H234V204H233ZM250 203H251V202H250ZM255 203H256V201H255ZM255 203H254L253 206H255ZM258 203L256 204V206H257V205H260V203H259V204H258ZM17 204H18V203H17ZM22 204H24L23 206L26 205V207H30V204H28L29 206H27V203H22ZM31 204H32V203H31ZM33 204H34V203H33ZM33 204H32V206H31V209L34 208V207H33ZM38 204H39V203H38ZM38 204H36V205H38ZM41 204H44V201H43V203L41 202ZM143 204H144V203H143ZM146 204H147V202H146ZM148 204H150V201H149ZM152 204H150V205H148V206L150 207ZM156 204H153L154 206H153V207L151 206V207H152V208L156 207ZM160 204H161V203H160ZM164 204L166 205V203H164ZM164 204H163V203L161 204V205H163V208L165 207ZM212 204H213V203H212ZM220 204H219V205H220ZM236 204H235V206H236ZM247 204L250 205L251 207L248 206ZM263 204H264V203H263ZM15 205H16V204H15ZM18 205H19V204H18ZM20 205H21V204H20ZM36 205H35V206H36ZM46 205L49 206V205H51V204H49V205H48V204H44V205H40V206H43L44 209H45V208H46ZM52 205H53V204H52ZM52 205H51V206H52ZM56 205H57V204H56ZM56 205H54V206H56ZM170 205H172V204L170 203ZM188 205H189V203H188ZM194 205H196V204L192 203L190 206L186 207L187 209H184V211H185V210H187V211L189 210V211H190V209L192 210V208H190V207H193ZM198 205H197V207H196V206L193 207L194 212L191 211L190 213L193 212V213L195 214V213L197 212V211H195V210H197L196 208H198ZM203 205H204V203H203ZM203 205H202V206H203ZM219 205H218V206H219ZM40 206H39V207H40ZM183 206H181L180 208L177 207V209L179 208L178 210L171 209L170 206H167V205H166V208L169 207L171 210H174V211L169 210V212H171V213H173V214H175V213L177 212V213H178V216H181L182 213H183V215L186 217V216H188L187 214H189V213H187V211H186V212H183V211H182V210H183ZM202 206H201V208H198V210L201 209V211H198V212H199V215H200L201 218L199 217V215H198L197 217H198V219H199L201 222L204 221L205 223H209V224L211 225V224L213 223L212 220H210V219H205V217H206L205 215H206L207 213L209 214L210 210H208V209H212V208H208V207H206V210L209 211V212L207 211V213H206V212L204 211V209H205L204 207H203V211H202ZM204 206H206V205H204ZM220 206H221V205H220ZM223 206H221V207L223 208ZM227 206H228V205H227ZM235 206L233 207L234 210H235ZM237 206H236V207H237ZM239 206H238V208H236V209H239V208H240ZM256 206H255L254 208H256ZM15 207H16V206H15ZM21 207H22V206H21ZM26 207H24V209H23L24 211H26V209H27ZM32 207H33V208H32ZM39 207L37 206L38 210H35V209H34V210H35L34 213H33V212H30L29 210H27L28 212H30V213H32V214L34 215V216H33V215L31 214V216L29 215V217H32V216H33V217H35V219L38 220V223H37V224H39V226L36 224L37 227H38V229H39V227H40V225H41L43 228L46 227L47 230H48V228H49V230H50V229L52 230V228L50 227V226L52 225V222H51V221H53V224H55V223H60V222H61V225H62V227H63V223H62V221H61L62 219H60L59 222H58L57 220H59V216L63 215V214H60V212H63V211L65 210V208H63L62 206H59V207H62V209H63V210L60 211L59 207H57V206H56V208H58V209H56V208L54 209L53 207H50V206H49V209L47 208V211H46V210H42V209L39 210V209H40ZM159 207H160V206L156 207V209H158ZM161 207H162V206H161ZM175 207H176V206H175ZM210 207H211V206H210ZM224 207H225V206H224ZM230 207H228V208H230ZM249 207H250V208H249ZM259 207L261 208L262 205H260ZM259 207L256 208V209H253V207H252V210H251V211H252L253 213H255V210L260 209ZM17 208H19V207H17ZM22 208H23V207H22ZM163 208H162V209H163ZM181 208H182V209H181ZM189 208H190V209H189ZM194 208H195V209H194ZM207 208H208V209H207ZM217 208H218V207H217ZM222 208L220 209V210H221V212H220L221 214L224 215V213H227V214H228V212L231 213V210L228 211L229 209H228V210L226 209V212H225V210H224L225 208H223V209H222ZM226 208H227V207H226ZM233 208H232V209H233ZM262 208H263V207H262ZM262 208H261V209H262ZM31 209H30V210H31ZM142 209H143V208H142ZM230 209H231V208H230ZM241 209H242V208H241ZM263 209H264V208H263ZM263 209H262V210H263ZM133 210H134V209H133ZM151 210H152V209H151ZM158 210H159V209H158ZM163 210H166V209H163ZM163 210H162V211L160 210V212H161L160 214H161L162 216L159 215V217L161 216V218H163V214H162ZM217 210H218V209H217ZM223 210H224V211H223ZM234 210H233L232 212H233L234 214H236V212H234ZM242 210H243V209H242ZM253 210H254V211H253ZM262 210H260V212L257 210L258 213H257V211H256V213H255V214H258V218H259V220H260L261 222L264 221V212H263L264 210H263V211H262ZM27 211H26V213H27V214H30V213H28ZM36 211H37V212H36ZM66 211H67V210H65L63 213H65ZM68 211H70V210H68ZM135 211H137V209L134 210V211H132V212L135 213ZM139 211H140V209H139ZM139 211H137L136 213L139 214V213H140ZM143 211H144V210H141V213H143ZM175 211H176V212H175ZM227 211H228V212H227ZM235 211H238V210H235ZM72 212H73V210H72ZM138 212H139V213H138ZM144 212H147V211H144ZM181 212H182V213H181ZM198 212H197L196 214H198ZM200 212H201V213H200ZM202 212L205 214V215L203 214L204 217L201 216V215H202ZM240 212H241V211H240ZM240 212H239V214L241 215L242 213H240ZM242 212H243V211H242ZM252 212H251V213H252ZM70 213H71V212H70ZM70 213H69V212H66L65 214H69V215H70ZM76 213H77V212H75V214H76ZM136 213H135V214H136ZM141 213H140L141 216H139V218L142 217V214H141ZM148 213H149V212H148ZM158 213H159V211H158ZM163 213H164V214H165V213L167 214L168 211H167V212H163ZM180 213H181V214H180ZM184 213H186V214H184ZM193 213H192V214H193ZM218 213H219V212H218ZM237 213H238V212H237ZM251 213L249 214V217L252 215ZM65 214L63 215L64 217L66 216ZM146 214H147V213H146ZM179 214H180V215H179ZM210 214H211V213H210ZM227 214H226L225 216H223V217L226 218V216H228V218H229V215H231V214H229V215H227ZM239 214H238V215H239ZM245 214L243 213L242 215H244V217H245ZM247 214H248V213H247ZM247 214H246V216L248 217ZM255 214H253V215H255ZM50 215H51V216H50ZM53 215H56V216L58 217V219H56V218H55L56 216L54 217ZM78 215H79V216H77V214H76V215L73 216V217H70V216L67 215V216H66V218L68 217V218H67V221L72 220V218H74V217H76V220H77V217H78V222H80V223L76 222V221L74 220L75 218H74L73 220L75 221V223H78V224L82 225V224H81V221H79V219L82 220V218H81L82 215H80V214H78ZM143 215H144V214H143ZM148 215H149V214H148ZM148 215H146L147 217H145V218H149V220H148V219H147L148 221L145 220V219H143V220H145V221H147V222L150 223V220H151V219H150V218H151V214L149 215L150 217H149ZM167 215L169 216V217H168V220H167V217H166ZM167 215H166L164 218H166L167 222H169L168 224L172 225V223H170V221H171L170 219L172 218V217H171L172 214H171V215H170V214H167ZM183 215L181 216L182 218L184 217ZM189 215L192 217L191 214H189ZM232 215H233V214H232ZM232 215H231V218H230V219L233 221L232 223H234V221H235L234 219H235V218L233 217L234 219H232ZM236 215H237V214H236ZM240 215H239V216H240ZM242 215L240 216L241 219H242V217H243ZM253 215H252V216H253ZM49 216H50L52 219L55 218L56 221H55V220H50V217H49ZM80 216H81V217H80ZM172 216H173V215H172ZM175 216H177V215L175 214ZM178 216H177V217H178ZM190 216H188V218H189ZM195 216H196V215H195ZM195 216L193 215L194 218H195ZM207 216H208V215H207ZM220 216L222 217V215H220ZM234 216H235V215H234ZM33 217H32V219H33L34 221H36ZM69 217H70L71 219H69ZM79 217H80V218H79ZM83 217H84V216H83ZM170 217H171V218H170ZM209 217H210V215H209L208 217H206V218H209ZM240 217H239V218H240ZM247 217H245V220H246ZM249 217H248V219H249ZM253 217H255V216H253ZM253 217H252V218H253ZM60 218H62V216H61ZM143 218H144V217H143ZM169 218H170V219H169ZM186 218H187V217H186ZM194 218H192V220H194ZM225 218H224V219H225ZM252 218H251V219H252ZM63 219H64V218H63ZM68 219H69V220H68ZM83 219H84V220H83V221H84V223H83L84 225L89 224V223H85V218H83ZM153 219H155L154 216H153L152 221H151L152 224L154 223V222H153V221H154ZM174 219H176V218H174ZM177 219H180V218H177ZM183 219H185V218H183ZM189 219H190V218H189ZM198 219H197V220H198ZM201 219H202V220H201ZM33 220H32V221H33ZM65 220H66V219H65ZM65 220H64V222H65ZM155 220H157V219H155ZM162 220H164V219H162ZM169 220H170V221H169ZM187 220H188V219H187ZM190 220H191V219H190ZM190 220H188L187 223L190 222ZM192 220H191V222L194 223L195 220H196V218H195L194 221H192ZM197 220H196V222H195V225H198V224H196V223H197ZM199 220H198V222H199V224H200V221H199ZM226 220H227V219H226ZM226 220H224V222H225ZM243 220H244V219H243ZM259 220H258V221H259ZM54 221H55V222H54ZM83 221H82V222H83ZM173 221H174V220H173ZM185 221H186V220H184L183 223H185ZM221 221H222V219L220 220V222H221ZM253 221H254V220H253ZM260 221H259V223H260ZM36 222H37V221H36ZM72 222H73V221H72ZM72 222H70V223H72ZM156 222H157L156 225H158L159 222H158V221H155V223H156ZM167 222H165V223H167ZM171 222H172V221H171ZM178 222H180L181 224H183L180 220H179V221H177V220L175 221L176 224H178ZM191 222H190V224H191ZM224 222L222 223L223 226H224V225H225V226L227 225V226L230 227V225L228 224V222H227V224L224 223ZM249 222H250V221H249ZM256 222H257V221H256ZM256 222H255V223H256ZM33 223H34V222H33ZM66 223H67V222H66ZM66 223H65V224H66ZM155 223H154V224H155ZM175 223L173 222L174 225H175ZM232 223H231V224H232ZM257 223H258V222H257ZM65 224H64V225H65ZM73 224H74V222H73ZM101 224H102V223H101ZM168 224H167V226H168ZM181 224H180V225L178 224V226H181V227L183 226V227H185V226H184L185 224H184V225H181ZM188 224H189V223H188ZM188 224H187V225H188ZM190 224H189V226H190ZM202 224H203V223H201L200 225H198V227H201ZM68 225H69V224H68ZM93 225H94V223H93ZM170 225H169L168 227H170ZM187 225H186V226H187ZM192 225H193V224H191V226H192ZM204 225H206V224H203V226H204ZM232 225H234V224H232ZM232 225H231L230 228L226 226L227 228H229V229H228V232L225 231V230H223V232H226V235H228L227 233H229V230L232 229V227H233ZM256 225H258V226L260 227L261 225H264V222H263L262 224H256ZM34 226H35V225H34ZM34 226H33V227H34ZM59 226H60V224H59ZM71 226L74 227V225H71ZM77 226H79V225H77ZM90 226H91V225H90ZM161 226H162V225H161ZM167 226H166V227H167ZM42 227H41L40 229H42ZM54 227H56V225L53 226V230H52V231L56 232V231L54 230ZM60 227H61V226H60ZM60 227H59V228H60ZM62 227L60 228L61 231H62ZM64 227L66 228V226H64ZM88 227H89V226H88ZM92 227H93V226H92ZM96 227H97V225H96ZM183 227H182V228H183ZM187 227H188V226H187ZM193 227H195V226L193 225L191 228H190V227H188V228H189L190 230H192ZM198 227L196 228L197 230H199ZM204 227H205V226H204ZM206 227H207V226H206ZM206 227H205V229H206ZM235 227H236L237 229H236ZM235 227H233V228H234L236 231H238L239 233L242 232V231H241L242 228L239 227L240 229H238V226H236V225H235ZM34 228H35V227H34ZM163 228H164V227H163ZM176 228L179 230V227L176 226ZM212 228H213V227H212ZM223 228H225V227H223ZM260 228H261V227H260ZM262 228H263V227H262ZM262 228H261V229H262ZM55 229L57 230L58 228L56 227ZM60 229H58V230L60 231ZM67 229H68V230H67ZM99 229H100V228H99ZM99 229H98V230H99ZM165 229L167 230V228H164V230H165ZM168 229H169V228H168ZM171 229H172V230L175 229V228H173V225H172ZM184 229H186V228H184ZM194 229H195V228H194ZM194 229H193V230H194ZM196 229H195V230H196ZM201 229H202V228H201ZM201 229H200V230H201ZM234 229H232V230L234 231ZM244 229H245V228H244ZM261 229H260V230H261ZM263 229H264V228H263ZM263 229H262V231H264ZM42 230H44V229H42ZM42 230H41V231H42ZM45 230H46V229H45ZM45 230H44V231H45ZM47 230H46V231H47ZM49 230H48V232H49ZM71 230H72V229H71L70 227H69V228L67 227V228L65 229V231H69V232H71ZM175 230H176V229H175ZM181 230H183V229L180 228L179 231L182 232ZM190 230H187V229H186V230H184L183 232H185V231L189 232ZM193 230H192V233H193ZM195 230H194V231H195ZM211 230H212V229H211ZM214 230H215V229H214ZM214 230H213V231H214ZM226 230H227V229H226ZM232 230H231L230 232H233ZM239 230H240V231H239ZM260 230H259V232H260ZM17 231H18V230H17ZM52 231L49 232V233L47 232L46 234H50V233H52ZM61 231H60V233H61ZM65 231L63 232V234L65 233ZM95 231H96V230H95ZM95 231H94V232H95ZM179 231H178V233H175V234H179ZM207 231H210V230H207ZM236 231H234V232L236 233V234H235V237H237L236 235H238ZM245 231H246V230H245ZM254 231H255V230H254ZM262 231H261V233H264V232H262ZM18 232H19V231H18ZM23 232H25V231H22L23 238H25V239H27V240H31V238H30L31 236L29 237V235H30L31 233H29V232L27 231V233H28V236H27L26 232H25V234H24ZM57 232H58V231H57ZM90 232H91V230H90ZM165 232H167V231H165ZM187 232H186V233H187ZM234 232H233V233H234ZM243 232H244V231H243ZM246 232H247V231H246ZM259 232H257L258 235L256 236V238H259L260 236L263 237L262 234L259 233ZM20 233H21V232H20ZM72 233H73V232H72ZM72 233H71V234H72ZM91 233H93V232H91ZM125 233H126V232H125ZM171 233H172V232H171ZM195 233L198 234V233H200V232H198V231L196 232V231H195ZM213 233H214V232H212V234H213ZM244 233H245V232H244ZM244 233H241V234L244 235ZM247 233H250V232L248 231ZM252 233H254V232H252ZM252 233H250V234L255 236L256 233H255V234H252ZM13 234H16V233H13ZM44 234H45V233H43V235H44ZM46 234H45V236H46ZM53 234H54V233H53ZM53 234H51V235H53ZM63 234H62V235H63ZM65 234H66V233H65ZM65 234H64V237H66ZM95 234H96V233H95ZM189 234H190V233H189ZM209 234H210V236H213V235H211V231H210ZM230 234H231L232 236L230 235V236H228V237H234V235H233L232 233H230ZM241 234H240V237H239V235H238V238H237V239H240V238H241V239H240L241 241L239 240V243H241L243 239H244V241H247V237H248V238L250 237V235L247 234V235H246L247 237H246V239H245V237L242 235V236L244 237V238L242 239ZM260 234H261V235H260ZM17 235H20V234L17 233ZM43 235H42V236H43ZM55 235H56V233H55ZM58 235H59V234H58ZM58 235H57L56 238H53V236H49V235H48V236L45 237V238H43V237L41 236V239H42V240H39L40 238H39V239H38V238H37V239L35 238V240H34V241L38 240L39 242L36 241L37 244H38V245L36 244L37 247H40V248L43 250V253L45 252V254H47V256H49V258H51V260L53 259V261H56L58 264H71L72 262H74V261H73L74 259L76 260L77 257H78V258H79V257L81 258V257L83 256V258H84L85 255H86L87 257L90 256V258H91L92 256H93V257L95 256V257H97V258H100V256H101V258H102L104 255H106L105 248H106V246L108 247V245L104 246V247H103L104 249H102V248H100V247H99V248H98V247L96 248V246H100V244H99V245H96V246H94L95 249H96V250H95L94 248H92L93 246H91L92 243H89V244L87 243L88 245L85 246L86 243L83 244L82 242H80V240L78 241V240H77L78 237H77V239L75 238L77 235L74 236V239H75V240H74V239L72 238L73 235H74V233L71 235L72 237L70 236V234L68 235V233H67V235H68L69 237L72 238L71 240H69L68 238H63V236H62L61 239H59V236H60V235H59V236H58ZM92 235H93V234H92ZM199 235H201V234H199ZM248 235H249V236H248ZM129 236H130V235H129ZM217 236H218V235H217ZM254 236H251V237L253 238ZM15 237H16V236H15ZM32 237H33V236H32ZM54 237H55V236H54ZM60 237H61V236H60ZM215 237H216V236H215ZM251 237H250V238H251ZM261 237H260V239H261ZM33 238H34V237H33ZM57 238H58V239H57ZM211 238H212V237H211ZM218 238H219V237H218ZM218 238L215 239V241H218ZM252 238H251V240H252ZM263 238H264V237H263ZM213 239H214V238H213ZM32 240H33V239H32ZM73 240H74V241H73ZM128 240H129V239H128ZM133 240H134V241H133L132 244H134V242L137 241V240H135V239H133ZM219 240H220V239H219ZM251 240H250V241H251ZM261 240H262V239H261ZM76 241H78V242H80V243H78V242H76ZM111 241H112V240H111ZM32 242H33V241H32ZM32 242H31V243H32ZM109 242H110V241H109ZM109 242H108V243H109ZM112 242H113V241H112ZM138 242H139V241H138ZM138 242H136V243L138 244ZM33 243H35V242H33ZM104 243H105V241L103 242V244H104ZM108 243H106V244H108ZM136 243H135V244H136ZM139 243H140V242H139ZM220 243H222V242H220ZM239 243H238V244H239ZM247 243H248V241H247L245 244L242 242V244H244V245H246ZM253 243H254V242H253ZM261 243H262V242H261ZM94 244H95V243H94ZM94 244H93V245H94ZM103 244H101V246H103ZM141 244H145V243H140V246H141ZM248 244H251V243L249 242ZM248 244H247V245H248ZM256 244H257V245H256L257 247H258V244L261 245L259 242L256 243ZM263 244H264V243H263ZM36 245H35V246H36ZM89 245H90V246H89ZM104 245H105V244H104ZM113 245H114V243H113ZM113 245L111 246V243H109V248H108V249H111V248L113 247ZM145 245H146V244H145ZM145 245H143V246L145 247ZM247 245H246V246H247ZM251 245H252V244H251ZM251 245H249V248H250ZM88 246H89V247H88ZM140 246L137 245V247H140ZM256 246H255L254 248H257ZM110 247H111V248H110ZM114 247H115V246H114ZM135 247H136V245H135ZM135 247H134V248H135ZM141 247H142V246H141ZM240 247H241V246H240ZM243 247H244V246H243ZM260 247H261V246H260ZM260 247H259V249H260ZM134 248H133V249H134ZM241 248H242V247H241ZM254 248H253V245H252V249H253V250H256V251L258 252L257 254H259V249H254ZM41 249H40V250H41ZM100 249H101V250H100ZM263 249H264V247H263V245H262V248H261V255H262V256H261V257L264 259V251H262ZM42 250H41V251H42ZM138 250H139V248H138V249L136 248L137 253H138V252L140 253V250L142 251L143 249L140 248V250H139V251H138ZM146 250H148V246H147V248H144V251H142V254H143V252L145 253V254H143V256H144V255H145V256H148V254L150 253V251L148 250L149 253L146 255V252H145ZM198 250H199V248H198L197 250L195 249V251H197V253H194L195 256L198 255V253H199V251H200V250H199V251H198ZM106 251H107V249H106ZM110 251H111V250H110ZM110 251H108V252H110ZM148 251H147V252H148ZM205 251H206V250H205ZM104 252H105V254H104ZM108 252H107V254H108ZM113 252L115 253L114 248H113L112 252H110V253H112V254L106 255L107 258H108L110 255H112V256L114 255L116 258H118V254H117V255H116V254H113ZM153 252H154V251H153ZM241 252H242V251H241ZM242 253H243V252H242ZM244 253H245V252H244ZM205 254H206V253H205ZM251 254H252V253H251ZM257 254H255V255H257ZM88 255H89V256H88ZM102 255H103V256H102ZM190 255H191V254H190ZM194 255H193V256H194ZM247 255H248V254H247ZM247 255H246L245 258H247ZM114 256H113V257H114ZM186 256H188V255H185V253H184V257H185V258H184V259L181 258V259H183V260H180V261L183 262V261L186 259ZM191 256H192V255H191ZM195 256H194V257H195ZM199 256H200V254H199ZM249 256H250V254H249ZM249 256H248L247 259H249ZM87 257H85V259H86ZM159 257H161V256H159ZM164 257H166V256H164ZM194 257H193V258H194ZM197 257H198V256H197ZM197 257H195V259H196ZM200 257H201V256H200ZM200 257H199V262L201 261L202 263H204L202 260H200ZM205 257H206V256H205ZM251 257H252V259H253L254 256L251 255ZM251 257H250V259H251ZM258 257H259V256H258ZM78 258H77V259H78ZM80 258H79V259H80ZM83 258H81V259H83ZM97 258H96V259H97ZM104 258H106V257L104 256ZM107 258H106V259H107ZM121 258H122V256H120L119 259H121ZM166 258H167V257H166ZM173 258H175V259H173V262H174V260L176 261V258H179V259H180V257H176V256L173 257ZM111 259H112L113 262L115 261L114 258L111 257ZM113 259H114V260H113ZM124 259H125V258H124ZM162 259H164L163 256H162ZM168 259H169V257H168ZM168 259H167L166 261H165V259H164V261H162V260H160V261H162V264H163V263L167 262ZM179 259H178L177 261H179ZM189 259H190V258H189ZM189 259H188V260H189ZM203 259H205V258H203ZM250 259H249V261L247 260L248 263H252V259H251V260H250ZM258 259H260V258H256V260H258ZM109 260H110V257H109ZM116 260H117V259H116ZM169 260H170V259H169ZM188 260H187V261H188ZM205 260H206V259H205ZM126 261H127V260H125V262H126ZM187 261H184V262L189 263V261H188V262H187ZM190 261H191V264H194V262H196L195 264H197V261H198V260H195V261H194V259H192V257H191ZM193 261H194V262H193ZM253 261H255V260H253ZM70 262H71V263H70ZM75 262H76V261H75ZM77 262H78V260H77ZM170 262H171V261H170ZM205 262H206V261H205ZM222 262H223V261H222ZM226 262H227V261H226ZM226 262H225V263H226ZM258 262H259V261H258ZM261 262H262V261H261ZM261 262H259V264H260ZM117 263H118V264H124V262L121 261V260H117ZM128 263H129V262H127V264H128ZM157 263H158V262H155V264H157ZM171 263H172V262H171ZM178 263L181 264L180 262H175V264H178ZM125 264H126V263H125ZM159 264H161V263H159ZM165 264H166V263H165ZM172 264H174V263H172ZM182 264H185V263H182ZM189 264H190V263H189ZM199 264H201V263H199ZM221 264H222V263H221ZM228 264H229V262H228ZM261 264H262V263H261Z\"/></svg>", "mask_w": 264, "mask_h": 264}]
</instances>
